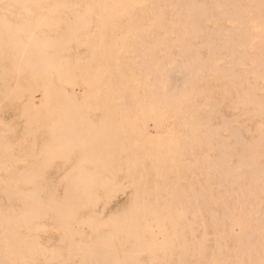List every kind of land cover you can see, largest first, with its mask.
<instances>
[{"label": "bare ground", "instance_id": "bare-ground-1", "mask_svg": "<svg viewBox=\"0 0 264 264\" xmlns=\"http://www.w3.org/2000/svg\"><path fill=\"white\" fill-rule=\"evenodd\" d=\"M210 1H212V2H210ZM254 2H257L256 3V5H253L251 2H248L247 0H0V102H3L4 100H7V99H10V100H12V108L13 107H16V103L17 102H22V104H23V106L21 105V111L19 110V117H23V118H25L26 119V121H25V123L28 121V124L30 125V127H31V124L33 125V124H35V127H36V121L37 120H35V122L33 123V122H30V121H32L31 120V118L28 120L27 118H28V114H30L29 112H30V107H32V105L29 107V108H27V106L25 107L24 106V104H33V99H34V93L35 92H37V91H41V97L39 98V102H40V100H42V99H44L45 98V100H49L50 102H48L49 104V106H51L52 107V102H51V99L52 100H60L61 99V97H63V98H65V97H67V96H69V94H71V92H69V94L68 93H65L66 91V89H63V88H61L60 86H58V85H56L55 84V81H54V79L57 81V83H58V80H62V81H60V82H63V80H65V79H67V78H65V77H63L64 75H65V72H63V71H66V72H68L67 73V75L69 74L70 75V73L72 72L73 73V68H71L72 69V71H71V69L69 70V67L71 66L72 67V65H73V67H74V65L75 64H72V65H70L71 63H69V61L65 64L66 66H64V67H67V69L66 68H64L63 66H62V68L63 69H65V70H63L62 68V73H59V72H57V68H59V70H60V72H61V69H60V67H61V65H60V67H58V65L60 64L59 62H55V60H57L58 59V57H59V53H61L62 52V45H63V41L65 40H69V43H70V40H72V41H74L75 40V38H76V40H77V37H81V36H89V34L91 33V31L89 32V30L88 29H90V25H92V20H93V18H95L96 19V26H95V28L97 29L95 32H96V34L94 35V36H90V39H92L93 37L94 38H96L95 36H98L97 38H99L100 36V38L102 39L103 37H104V39H105V37H109L110 39H113V38H115V37H118V36H124V37H135V38H137V40L140 42L139 44H138V46L139 47H143V46H145L146 45V43L147 42H152L153 43V45L154 46H156V47H160L163 51H164V53H169L170 52V50L172 49V48H179L180 49V51H178V53L176 54V56H179L180 55V52L183 50H186V51H188L189 49H190V47H195V48H197V45H195V46H193L192 44H191V40H190V38H189V36H190V31H193L194 30V33L201 39L200 41H201V43L200 44H206V45H208V46H211L212 48H213V50H212V58L214 59V60H216V59H218V58H220V56L223 54L224 56H226L227 54H229L227 51V53L225 52V50H228V49H230V50H234L235 49V47H236V37H235V34H236V36H238L239 38H248V37H250L252 34H255V35H257L256 33H254V32H251L250 30H248V29H246L245 27V25H244V22L245 21H247V19H249V13H251L254 9H257V12H262V13H264V0H257V1H254ZM257 5H262V8L261 7H257ZM75 7H81V9H82V12L80 11V12H77L76 13V9L74 10V12L75 13H73V10H72V13H71V11H70V15H73L74 16V14L76 15L75 17H76V19H77V21H75V19L74 18H72V20L70 19V23H72L71 25H72V27H70L71 25H70V23H69V25H68V23H66L65 24V21H67L68 19V13L67 12H64V11H60V10H68L69 8H75ZM83 7V8H82ZM88 8H91V10H93L92 8H96V9H98L99 11H97V12H95V9H94V11H91V12H88V11H90V9L88 10ZM79 9V8H78ZM77 9V11H79ZM83 9L85 10H88L87 12H83ZM175 14H176V18L174 17L175 16ZM213 16L212 18H214V20L216 19L217 20V22H216V25H208L207 23H205L204 21H203V19H206V20H208V17L209 16ZM195 16V18H193ZM211 18V17H210ZM211 18V19H212ZM228 19H230V21H227L226 22V20H228ZM72 21V22H71ZM76 23H75V22ZM76 25H75V24ZM64 24V25H63ZM124 26V27H123ZM123 27V28H122ZM65 29V30H64ZM256 29V28H255ZM255 29H254V31H255ZM176 30V31H175ZM94 33V32H93ZM92 34V33H91ZM92 37V38H91ZM252 37V36H251ZM88 39H89V37H88ZM87 39V41H86V43L87 44H90V43H88V40ZM100 39V40H101ZM122 39V38H121ZM81 39H79L78 41H80ZM98 41V44H99V42H101V41ZM103 40V39H102ZM106 40V39H105ZM114 40H116V39H114ZM159 40H161V41H164V43H161V44H159V45H157V41H159ZM83 41V40H82ZM216 41H222V42H224V41H228V43L225 45V46H223V45H219L218 43H215ZM77 42V41H76ZM93 42H95V40H93ZM104 42V43H103ZM114 42V41H113ZM124 42V41H123ZM62 43V44H61ZM66 43L67 42H65V45H66ZM69 43H67V45L69 44ZM72 43V42H71ZM78 43V42H77ZM102 43V45L101 46H104L105 47V41H102L101 42ZM91 44H93V43H91ZM114 44V43H113ZM199 43H198V46L200 45ZM86 45V44H85ZM96 45V44H95ZM71 46V45H70ZM98 46H100V45H98ZM100 46V47H101ZM112 46H114V45H112ZM112 46H108V49L110 48V47H112ZM95 46L94 45H92V49L94 48ZM100 47H96V48H98V54H100L99 53V48ZM67 48V47H66ZM70 48H73L72 46L70 47ZM102 48L103 47H101V50H100V52H101V56H103V50H102ZM154 48V47H153ZM69 49V48H68ZM95 49V48H94ZM112 49V50H111ZM111 49H109V50H111V51H113V47L111 48ZM95 50H97V49H95ZM95 50H93V51H95ZM73 51V50H72ZM81 51V50H80ZM92 51V50H91ZM110 51V52H111ZM195 51V50H194ZM235 51V50H234ZM74 53H77V52H79V51H77V52H75V51H73ZM85 52V51H84ZM87 52V51H86ZM114 52V51H113ZM198 52V50L197 51H195V53H196V55L198 54L197 53ZM82 53H83V50H82ZM81 53V54H82ZM106 53V52H105ZM108 53V52H107ZM112 53V52H111ZM111 53H109V55L111 54ZM120 53V52H119ZM143 53V52H142ZM208 53H210V52H208ZM80 54V53H79ZM92 54L94 55V56H90V57H92V58H94L95 57V54H96V52H95V54L92 52ZM113 54V53H112ZM144 54V53H143ZM65 55V54H64ZM71 55V54H70ZM77 55V54H76ZM105 55V54H104ZM114 55H115V52H114ZM116 55H117V52H116ZM166 55V54H165ZM192 55H194L196 58H197V56L195 55V54H191L190 56H192ZM252 54H246V52H244V53H240V52H238L237 54H233V57L235 56V59H236V61H235V63H233V65H237V64H239V63H244V61H248L249 59H252L251 57H253V55L251 56ZM68 56V55H67ZM107 55H105L104 56V59H105V57H106ZM112 56V55H111ZM118 56V55H117ZM175 56V55H174ZM208 56V55H207ZM70 57V56H69ZM77 57L79 58V56L77 55ZM81 57H82V55H81ZM86 57V56H85ZM90 57H88V59L90 58ZM163 57H165V56H162L161 58H163ZM173 57V56H172ZM232 57V59H234ZM71 58V57H70ZM73 58H74V60L76 59V57L75 56H73ZM92 58H90V59H92ZM98 58V57H97ZM96 58V59H97ZM138 58V57H137ZM136 58V59H137ZM161 58L160 59H158L156 56H154V55H151V57L150 58H148V59H146L145 61H143L142 62V64H141V68L139 69V72H145V71H149V70H151L153 67H154V65L156 64V63H158V62H161ZM179 58V57H178ZM205 58V57H204ZM66 59V58H65ZM102 59V58H101ZM107 59V58H106ZM171 59V58H170ZM209 60L211 59V58H208ZM234 59V60H235ZM263 59H264V57H263ZM72 59H70V61H71ZM77 60V59H76ZM144 60V59H143ZM196 59L192 56L191 58H189V59H187V61H186V64H187V66H184V67H181V66H178L180 63H182V62H184V61H179V60H177V61H179L180 63H178L177 61H175L176 63H178V65H176V66H178V67H176L175 66V62H174V67H176V68H173V66L170 68L171 70L169 71V73H170V75H171V77H172V81L171 82H173V84L172 83H170V84H172V88H170L169 90L167 89L166 90V93L163 95V97L166 99V100H169V101H177L178 100V102L180 101V97H182V95H181V93H180V95L181 96H178L177 94H176V90H178V88L180 87V84H182V83H189L188 85H194L199 79H198V77L197 76H195V74L193 73V69H194V67H195V63H196V61H195ZM66 61H67V59H66ZM85 62H81V64L83 65L84 63H86L87 61H86V58H85V60H84ZM99 61H101V60H99ZM97 62V63H99L100 64V62ZM208 61V60H207ZM231 61V60H230ZM60 62H61V60H60ZM209 62V61H208ZM208 62H204V63H207L208 64ZM55 63H59V64H55ZM65 63V62H64ZM90 62H88V64H86V66L85 65H83V66H85V68H83L82 67V69L81 68H79V66H82V65H80L79 64V66L76 68V70H83L84 71V69L85 70H87V65H88V67H90L89 65H91V63L89 64ZM101 65L102 66H96V68L98 69V67H100L99 69L100 70H97V71H101V69L102 70H105V69H103V68H106L105 67V62H104V66H103V62L101 61ZM203 63V64H204ZM242 63V64H243ZM106 64H107V62H106ZM77 65V64H76ZM75 65V66H76ZM98 65V64H97ZM108 65H110L109 63L107 64V67H108ZM120 65V64H119ZM165 65V64H164ZM256 65V66H255ZM255 65H253L252 66V70L253 71H255V69H259V68H261V67H263L264 66V60H262L261 62H259V63H257V64H255ZM57 66V67H56ZM117 66V65H116ZM204 66H206V64H204ZM120 67L121 66H119V69H120ZM160 67H161V65H160ZM79 68V69H78ZM96 68H95V70H94V72H97L96 71ZM204 68V67H203ZM117 71H118V68H115ZM121 69H122V67H121ZM119 70V76L122 74V70ZM168 69V68H167ZM74 70H75V67H74ZM75 70V71H76ZM109 70V69H108ZM169 70V69H168ZM216 72H218L217 74H219L220 76H239V75H241L240 73H246V72H248V70H244V72L243 71H236L235 69H234V67H230V66H228V64H222V66L220 65V66H218L217 68H216ZM260 70V69H259ZM69 71H71L70 73H69ZM74 71V72H75ZM80 72L81 71H79L78 72V74H80ZM85 72V71H84ZM88 71H86L85 73H87ZM102 73L103 72H105V71H101ZM167 72V71H166ZM199 72H200V70H199ZM263 72V71H262ZM262 72H260V73H262ZM85 73H83L82 74V76H83V79H80V80H87L86 82H88V79H90L89 77H86V75L88 74H85ZM93 73V72H92ZM113 73V72H112ZM156 73V72H155ZM154 73V74H155ZM168 73V74H169ZM177 73H181V75H177ZM201 73H202V69H201ZM61 74L63 75L62 77V79H60V77H61ZM99 74V73H98ZM108 74V73H107ZM110 74H111V72H110ZM109 74V76H111V75H113V74H111L110 75ZM162 74V73H161ZM254 75H255V73H253ZM60 75V76H59ZM73 75H74V73H73ZM72 74L70 75L71 77L73 76ZM89 75V74H88ZM87 75V76H88ZM91 75H93V74H91ZM100 75V74H99ZM124 75V74H123ZM156 75V74H155ZM154 75V76H155ZM170 75H168V77L170 76ZM262 75H263V73H262ZM66 76V75H65ZM75 76L76 75H74L73 77H74V79H75ZM78 76H80V75H78ZM94 77H92V78H94V81H95V76H96V78H98L97 77V74L96 73H94V75H93ZM156 76H158V75H156ZM71 77L69 78L71 81H68V80H66V85L68 86L69 84H68V82H71L70 84L72 85V83H73V81H72V79H71ZM81 77V76H80ZM86 77V78H85ZM162 77V76H161ZM85 78V79H84ZM88 78V79H87ZM110 78V77H109ZM114 78V77H113ZM158 78H160V76L158 77ZM170 78V77H169ZM111 79V78H110ZM115 79V78H114ZM157 78H155V79H153V80H156ZM77 80H79V79H77ZM109 80V79H108ZM152 80V81H153ZM158 81H159V79H157ZM171 80V79H170ZM223 80H227V79H224L223 78ZM247 80H249V79H247ZM81 81V82H82ZM93 81V82H94ZM96 81H97V79H96ZM103 81V80H102ZM150 81V80H149ZM157 81V82H158ZM14 83V84H11V83ZM90 82H92V80L90 81ZM111 82V81H110ZM109 82V83H110ZM120 82H121V80H120ZM162 82H163V80H162ZM64 82H63V84H65ZM74 83H76L75 81H74ZM82 83H85L84 81L82 82ZM114 83V82H113ZM179 83V84H178ZM228 83V82H227ZM62 84V83H61ZM154 83H152V85H153ZM169 83H168V85H170ZM60 85V84H59ZM70 85V86H71ZM80 85V84H79ZM98 84L96 83V86H97ZM100 85H101V83H100ZM123 85V84H122ZM121 85V86H122ZM155 85H156V83H155ZM226 85V84H225ZM224 85V86H225ZM55 86V88H53ZM99 86V85H98ZM114 86H116L115 85V83H114ZM253 86V85H252ZM51 87V88H50ZM58 87H60V88H58ZM62 87H64V86H62ZM72 87V86H71ZM79 87V86H78ZM110 87H112V86H110ZM118 87V86H117ZM126 87V86H125ZM156 87V89H157V86H155ZM171 87V86H170ZM182 87V86H181ZM190 87V86H189ZM98 88V87H97ZM169 88V87H168ZM193 88H194V86H193ZM192 88V89H193ZM50 89H52L51 91H50ZM59 89H61L62 90V92L64 91V94L66 95V94H68V95H63V93H62V95L63 96H61V92L59 91ZM92 89V88H91ZM106 89H109V88H107L106 87ZM144 89V88H143ZM240 89V88H239ZM77 90V89H76ZM96 91H97V89H95ZM94 90V91H95ZM104 90V89H103ZM113 91H114V89H112ZM115 90H117L116 88H115ZM123 90H124V88H123ZM240 90H242V88L240 89ZM126 91V92H125ZM144 91V90H143ZM224 91H225V89H224ZM75 92V91H74ZM74 92H72V94L71 95H73V93ZM78 92V91H77ZM92 92V91H91ZM116 92H118V91H116ZM125 92V93H124ZM124 92H123V95H125L126 93H128L129 94V92H127V90H124ZM158 92V91H157ZM165 92V91H164ZM50 95H49V94ZM103 93H105V92H103ZM102 93V94H103ZM115 93V92H114ZM185 93V92H184ZM238 93V92H237ZM36 94V93H35ZM54 94V95H53ZM97 94V93H96ZM105 94H107V93H105ZM104 94V95H105ZM187 95H188V92L186 93ZM76 95V94H75ZM121 95V94H120ZM247 95V94H246ZM39 96V95H38ZM37 96V97H38ZM102 96V95H101ZM108 96V95H107ZM111 96H113L112 94H111ZM126 96H127V94H126ZM143 96H146L145 94L143 95ZM125 97V96H124ZM128 97V96H127ZM127 97H126V100H127ZM259 98H255V99H253V100H255V101H251V102H249L248 104H245V103H237V102H228V103H222V102H214V106H213V111H212V114H215V115H220V122H216V124H210V122H209V116H207V118L204 120L203 119V122H204V128H202V133H203V135L202 136H205V138L204 137H201L200 138V140L197 142V145H198V149L200 148L201 149V151H200V153H201V156L203 157L200 161H197L194 165H193V167L191 168L192 169V172L193 173H190V174H197V175H200L201 176V178L197 181V182H193L192 184H191V193H192V198L191 199H183V200H179L178 202L181 204V205H179L180 207H177V205H176V207H172V205L170 206V207H172V208H170L169 207V209H167L166 207H161V208H163V209H161V208H159V207H157V205H156V207L157 208H155V209H153L154 211H156V214L157 215H153L154 214V212H153V217L152 218H154V220H148V217H150V215H148L149 214V212H148V209H150V207L149 206H151L152 204L150 203V201H149V197L148 198H146L145 199V201L146 200H148V203H150L151 205H149L148 206V203H147V205L146 204H144V205H142V208H144V207H148V209H147V207H146V209H147V211H146V209H143V210H141V211H143L144 213H145V211L148 213V214H142V212H141V214L139 215V211H137V213H138V215H137V213H136V211H129L131 214H129V217H128V214L127 213H129L128 212V208H132V209H134V210H136L135 208V206H134V208L132 207V205H138V207H140V203L141 204H143L142 202L144 201V198H143V200H141V202H140V200H139V197L140 196H138V195H140V191H139V194H138V192L136 193L137 194V197H138V200H139V204H137V203H133V202H131V201H129V207H127V205H126V207H125V211H123V213H126V211H127V213H126V215L125 214H122L123 215V219H124V217L126 218H130V219H121L120 217H122V215H121V212L122 211H120L118 208H120L119 206V204H117L118 205V208H116V210L118 211V213H117V216H118V218H120V220L117 218L116 219V213L115 214H112V216H111V214H109L108 216H110L109 217V219H111V217H112V220H113V218H115L116 220H118V221H121L123 224L124 223H126V227H127V229H126V227L125 228H123L122 226H121V223H120V225H118V226H121V228L120 227H117V230H116V225H114L115 223L114 222H118V221H116L115 219L112 221V220H109L108 219V216H107V220H109V222H112V223H114V224H108V223H103L104 222V220H106V218H102V219H104L103 221L102 220H100L102 223H100L99 222V224L101 225V226H105V225H110L109 227H107V228H109L108 230L110 231V227H111V225H113V228L115 229V232L117 233V231H119V229L121 230V229H123V231H125L126 232V230H128L129 231V229L131 228L130 226H128L129 224H130V222L128 223V225H127V221L129 220V221H133L134 219H132L131 218V216H133V218L135 217V221L138 223L139 222V219L141 218V222H143L142 224H146L147 223V221L146 220H148L149 222H153L154 224H153V226H154V228H155V226H156V228H158L159 229V231L160 232H158V229H157V232L159 233V234H161L162 235V237L160 238V239H164V241H166V245H164V246H162L160 243V245L162 246V249L160 248V245L159 244H157L156 246L157 247H159V248H157L156 246H155V244L154 245H152V242H154L155 240H154V237L155 236H153L152 235V241H151V243L150 242H148V244L147 243H145V245H146V248H145V246H143L142 248H143V253H145V252H147V254H146V256L148 255V254H151L152 255V257H153V261L150 259V256L148 255V258L150 259L149 261H152V262H150V264H160V262H162V258H165L164 256H162L161 258L159 257V258H157V261L159 262H157V263H155L154 261L156 260V249L158 250L159 249V251H157V252H166V251H169V250H172V249H170L171 247L173 248V246H175V244L177 245L175 248H179L181 251H180V253H181V255H179V258H180V256H181V258L179 259V260H177L178 262L176 263V264H264V101H262L261 99H263V98H261V96H258ZM63 98L61 99V100H63ZM77 98V97H76ZM106 98V95H105V97H104V100L106 101L107 99H108V97H107V99H105ZM129 99H131L132 97L131 96H129L128 97ZM111 99L113 100L114 98L113 97H111ZM110 99V100H111ZM124 99V98H123ZM150 99V98H149ZM184 99V98H183ZM183 99H181V101H180V103L181 102H183L184 103V101H183ZM24 100H26V102L24 101ZM44 100V101H45ZM60 100V101H61ZM68 100H70V98L68 99ZM92 100V99H91ZM90 100V101H91ZM98 100H101V99H98ZM109 100V101H110ZM111 100V101H112ZM126 100H124V101H126ZM137 100V99H136ZM204 100V99H203ZM237 100H238V98H237ZM23 101L25 102V103H23ZM65 101V102H64ZM66 99H64L63 100V104L60 102V104L61 105H64L63 107H68L69 105V103H72L73 101H72V97H71V101H67ZM77 101V100H76ZM75 101V104L76 103H78V102H76ZM78 101H79V99H78ZM89 101V100H88ZM129 100H127V102H128ZM56 102H58V101H56ZM55 102V103H56ZM92 102V101H91ZM91 102L89 103V105L91 104ZM107 102V101H106ZM105 102V105H104V107L106 106V103ZM113 102V101H112ZM111 102V103H112ZM114 102H116V100L114 101ZM127 102H124L125 104H124V106L126 107L125 109H127L128 111L126 112L127 114H129L128 112H130V109H132V108H129L128 106V103ZM6 103V102H5ZM7 103H9L8 102V100H7ZM11 103V102H10ZM68 103V104H67ZM86 103V102H85ZM111 103H109V105H111ZM133 103V102H132ZM138 103V102H137ZM140 103V102H139ZM179 103V104H180ZM2 104V103H1ZM60 104H55L56 106H55V109H56V107H57V111H56V114H57V112L59 111V109H61L60 108ZM73 105H74V102L72 103ZM86 104H88V102L86 103ZM113 104H115V103H113ZM117 104V103H116ZM166 104V103H165ZM182 104V103H181ZM203 103H201V107L203 106L202 105ZM60 105V106H59ZM67 105V106H66ZM78 105V104H77ZM81 105H83V104H80V106ZM96 104H94L93 106H95ZM108 105V106H109ZM120 105V104H119ZM128 105V106H127ZM149 105V104H148ZM59 106V107H58ZM76 106V105H75ZM85 106V105H84ZM84 106H81L82 108L81 109H83V107ZM114 106V105H113ZM131 106V105H130ZM141 106V105H140ZM145 105H142L141 106V108L142 109H140V111H146V109L148 108L147 106H145V107H147V108H145L144 107ZM181 106V105H180ZM71 107V106H70ZM86 107V106H85ZM89 107H92L91 105L89 106ZM107 107V106H106ZM105 107V108H106ZM133 107V106H132ZM200 107V106H199ZM222 107H224V108H227L226 109V111H224V112H222V111H220V109L222 108ZM5 108H6V105H5ZM23 108H24V110H23ZM54 108V107H53ZM77 108H79V105H78V107ZM103 108V107H102ZM119 108V107H118ZM143 108L145 109V110H143ZM1 109V108H0ZM18 108H16V110H17ZM63 109V108H62ZM89 109V108H88ZM91 109V108H90ZM107 109V108H106ZM105 109V110H106ZM113 110L115 109V107L114 108H112ZM119 109H121V111H123L122 110V107L121 108H119ZM7 110V109H6ZM10 110V109H9ZM65 110H67L66 112H69L70 113V111H69V109H66L65 108ZM78 110V109H77ZM108 110V109H107ZM116 110V109H115ZM181 110V109H180ZM196 110V109H195ZM75 111V110H74ZM74 111H72L71 110V112L73 113H71L70 115H74V113H76V112H74ZM79 113H81V110L79 109ZM83 111V110H82ZM108 111H110V106H109V110ZM120 111V110H119ZM120 111V112H121ZM126 111V110H125ZM134 111V110H133ZM178 111V110H177ZM194 110L193 109H189V107H187V108H185L184 110H182L181 111V113H180V111H179V113L177 114V115H174L175 116V119H177L179 122H180V124H181V126H183V128L184 129H186V130H190L191 131V133H193L192 132V126H193V124H194V120L195 119H193V120H190L189 119V117L190 116H192L193 114H194V112H193ZM8 112V111H7ZM49 112H51V111H48V113ZM63 112H64V110H63ZM90 112V111H89ZM35 114L34 115H36V112H34ZM37 113H38V111H37ZM39 113H40V111H39ZM43 113V112H42ZM41 113V114H42ZM85 113V112H84ZM104 113V111L103 112H101V121H103L102 120V118H105V123L108 121V120H110V122L112 123V121H111V119L110 118H113L114 117V114H113V117L111 116V114H108V116H107V114H106V116L108 117H106L105 115H102ZM106 113H107V111H106ZM110 113V112H109ZM113 113V112H112ZM118 113V112H117ZM131 113V112H130ZM7 114V113H6ZM51 114L53 115V113L51 112L50 113V115L48 114V116L50 117L51 116ZM55 114V113H54ZM66 114V113H65ZM68 114V113H67ZM81 114H83V113H81ZM91 114V113H90ZM98 114V113H97ZM96 114V115H97ZM115 114H116V112H115ZM122 114V116L124 115L123 113H121ZM3 115V114H2ZM18 115V114H17ZM21 115V116H20ZM33 115V117L35 118H37V116H34ZM38 115V114H37ZM61 115V114H60ZM69 115V116H70ZM77 115V114H76ZM110 115V116H109ZM65 116V115H64ZM67 116L68 115H66V117L63 119V118H61V120H60V118H57V120L55 121V122H57L56 123V125L53 123V121H52V123L54 124V126H55V129H53V128H51V126H47L48 127V130L51 128L52 130L50 131V134H49V136H53V137H51L52 139L55 137L54 135H53V132H54V134H59V133H63V131H64V134L66 133V131L64 130L65 129V127H64V125H65V123H64V121H66L65 119H67ZM68 116V121L70 120L69 117ZM78 116V115H77ZM77 116H76V118H77ZM83 116H86V114H84ZM82 115H80V116H78V119H76V118H74L73 119V117H71L72 119L71 120H75V122L77 123V124H75V126L77 125V127L79 128V126H78V123L80 124V122L79 121H81V123L83 124V122H84V119H85V124H86V122H88V118H86V117H90V116H88V113H87V116L84 118ZM99 116V117H100ZM105 116V117H104ZM115 116H117V114L115 115ZM49 117H47V118H49ZM52 117V116H51ZM75 117V116H74ZM84 118V119H79V118ZM121 117V116H120ZM126 117H127V115H126ZM129 118H130V115L128 116ZM140 117V116H139ZM116 118V117H115ZM135 117H133V119H134ZM99 119V118H98ZM114 119V118H113ZM126 119V118H125ZM128 119V118H127ZM127 119H126V121H127ZM166 119V118H165ZM0 120L3 122V120H2V118L0 117ZM19 120V119H18ZM21 120V119H20ZM50 120V119H49ZM63 120V121H62ZM70 120V121H71ZM79 120V121H78ZM82 120H83V122H82ZM87 120V121H86ZM117 120V119H116ZM38 121H39V119H38ZM90 122L89 123H87L86 125H87V127H83V125L81 126L80 125V128L82 127L83 129H84V131H86V133H84L83 135H88V133H89V126H88V124H90L91 123V119L89 120ZM119 121V120H118ZM118 121L116 122V124L118 123ZM129 121V120H128ZM143 121L144 122H149V121H151V123H152V120H149L148 121V119L147 120H145V118H144V116H143ZM31 124H30V123ZM43 122V121H42ZM41 122V124H43ZM72 122H74V121H72ZM97 122V121H96ZM109 122V123H110ZM123 122H125V120L124 121H122V123ZM143 122V124L145 125L146 123H144ZM4 123V122H3ZM2 123V124H3ZM21 123H24V121H22ZM60 123H62V125H63V123H64V125H63V127H64V129H63V127H62V132L60 131L59 133H58V125L61 127L62 125L60 124ZM67 124H68V122H66ZM98 124H99V122H97ZM108 123V126L106 125V124H104V125H102V123H101V126H104V130H105V128H107V127H110V124ZM136 122H134V126L136 127V128H142V127H137L136 126V124H135ZM28 124H27V127H28ZM58 124V125H57ZM66 124V125H67ZM73 123H69L68 124V129L67 130H69V127H71V126H69V125H74ZM92 124V123H91ZM123 124H125V123H123ZM123 124H121L122 126H121V129L123 128ZM107 127H106V126ZM128 124H126L125 125V127L127 126ZM139 125V124H138ZM143 125V127L145 128L146 126H147V124L144 126ZM164 125V124H163ZM8 126H10L9 125V120H8ZM25 126V125H24ZM38 126V125H37ZM40 126V125H39ZM38 126V127H39ZM42 126H44V125H42ZM57 126V127H56ZM92 126V125H91ZM98 126V125H97ZM116 126H118V124L116 125ZM129 126V125H128ZM151 127H152V125H150ZM12 128L11 129H13V126H11ZM27 127H25L26 128V131H25V135H26V132H27ZM34 127V126H33ZM73 128H71V129H74L73 131H75V132H78L79 133V129H77L78 131H76V129H75V127L74 126H72ZM93 127H95L94 126V124H93ZM149 127V126H148ZM165 127H166V125H165ZM202 127V126H201ZM9 128V127H8ZM23 129H24V127H22ZM57 128V129H56ZM89 129L88 131L87 130H85V129ZM111 128V127H110ZM118 128V127H117ZM168 128H170V127H168ZM38 128H36V130H37ZM45 129H47V128H45ZM70 129V130H71ZM83 129H81V130H83ZM101 129H102V127H101ZM126 129V128H125ZM125 129H124V133L123 134H127V133H125ZM145 129H147V128H145ZM144 129V130H145ZM32 130H35V129H32ZM32 130H30V129H28V132L29 133H31V132H33ZM35 130V131H36ZM69 130V133H68V136H70V135H72V136H70L68 139H69V141H67V139L66 138H63V139H66V141L67 142H71V143H63L62 141H63V139H62V145L60 144V142H57V144H59V145H61L62 147H65L64 149L66 150V145L68 144V145H70V146H73L72 145V137L73 138H75L74 136L75 135H73V133L74 132H72V134H71V131ZM92 130H95V132L94 133H99V132H96V128H92ZM91 130V131H92ZM97 130H99V127H97ZM107 130H108V132H110L112 129H110V131H109V129L107 128ZM116 131V129H113L112 131V134L115 136V135H118L119 133L116 131V133H118V134H116L115 133V131ZM166 130V129H165ZM185 130V131H186ZM221 130H223V132L221 133ZM2 131V128H1V130H0V132ZM55 131H56V133H55ZM103 130H101V132H102ZM106 131V130H105ZM27 132V133H28ZM37 132V131H36ZM35 132V133H36ZM46 132V131H45ZM52 132V133H51ZM88 132V133H87ZM104 132V131H103ZM101 133V134H104V133ZM142 131H140V133H141ZM162 132V131H161ZM165 132V131H164ZM187 132V131H186ZM41 133H43V134H45L44 132H41ZM111 133V132H110ZM115 133V134H114ZM136 133V132H135ZM152 134H151V136L153 135V136H155L154 134H156V133H154L153 134V132H151ZM167 133V132H166ZM14 134V133H13ZM24 134H23V136H24ZM33 134H34V132H33ZM63 134V135H64ZM70 134V135H69ZM75 134V133H74ZM80 134V133H79ZM90 134H92L91 132H90ZM100 134V133H99ZM106 134V133H105ZM112 134H110V135H112ZM128 134H130V131H129V133ZM149 135H150V133H148ZM1 135V134H0ZM31 135V134H30ZM81 135V134H80ZM83 135H82V137H83ZM109 135V136H110ZM112 135V136H113ZM120 135V134H119ZM142 135H146V133H142ZM142 135H141V137H138L139 139H140V141L142 140V138H144V137H142ZM173 135V134H172ZM192 135V134H191ZM2 136V135H1ZM0 136V140L3 142V141H5V140H3L2 138H4L5 139V137H1ZM34 136H35V134H34ZM61 136V135H60ZM91 136V135H90ZM104 136V135H103ZM114 136L112 137V138H114ZM150 137V138H155V137ZM157 136V135H156ZM159 136H162V138L164 139V141H163V139L161 138V140H162V142H161V140H159L160 138L158 137V140L160 141V143H165L164 145H166V144H168V143H170L169 141L167 142L166 140H167V138L165 139V136H163V135H159ZM190 136V135H189ZM20 137V136H19ZM24 137H26V136H24ZM27 137H29L28 135H27ZM31 137H33V136H31ZM58 137H59V135H58ZM63 137H66V136H63ZM81 137V138H82ZM93 137V136H92ZM96 138H94L95 139V141L94 142H97V141H99V139H100V137H99V139H97V135L95 136ZM107 137V136H106ZM121 136H119L118 137V139L120 138ZM133 138L132 137V135L130 136L129 135V137H128V140H129V138ZM146 138H147V135L145 136ZM176 137V136H175ZM21 138V137H20ZM20 138H18V139H20ZM34 138V137H33ZM49 137L47 136V139H48ZM51 138H49V141L50 140H52ZM56 139H57V135H56V137H55ZM54 138V139H55ZM59 138H61V137H59ZM77 136H76V138L75 139H73V140H77ZM87 138H88V136H87ZM103 137H101V142H102V139ZM111 138V136L108 138V140H106V139H104V140H106L107 142L109 141V139ZM111 138V140H113ZM124 137L122 136V139H123ZM137 138V139H138ZM170 138V137H169ZM35 139V138H34ZM44 139V138H43ZM55 139V140H56ZM78 139H80V136H79V138ZM121 139V138H120ZM119 139V140H120ZM121 139V140H122ZM135 139H136V137H135ZM134 139V140H135ZM148 139V138H147ZM151 139V140H152ZM171 139H173L172 138V136H171ZM178 139V138H177ZM55 140H52V141H55ZM59 141L61 140V139H58ZM71 140V141H70ZM82 140H84V139H82ZM86 140V139H85ZM89 140H91L90 139V137H89ZM97 140V141H96ZM111 140H110V142H111ZM114 140H116V139H114ZM114 140H113V142H114ZM120 140V141H121ZM131 140V139H130ZM129 140V141H130ZM143 140H145V139H143ZM142 140V141H143ZM149 141H150V139H148ZM9 141H10V139H9ZM9 141L8 142H4V143H0V150H9V148H10V146L11 145H9L10 143H9ZM18 141V140H17ZM31 141H33V144H35V142H34V140H31ZM80 141H81V139H80ZM87 141V140H86ZM85 141V142H86ZM92 141V140H91ZM106 141H104L103 143H102V145H99V146H106L105 148L107 149V144H105V142ZM118 141V140H117ZM141 141V142H142ZM147 141V140H146ZM146 141H144L145 142V144H143V147L144 146H146L147 144L146 143H148V142H146ZM166 141V142H165ZM210 143H209V142ZM16 142V141H15ZM28 142V141H27ZM79 141L77 140V143H78ZM83 141H81V143H82ZM84 142V143H85ZM101 142H97V144H101ZM109 142V143H110ZM133 142V141H132ZM136 142H137V140H136ZM152 142H153V144H152ZM154 140L153 141H151V144L152 145H155L154 144ZM208 142V143H207ZM13 143V142H12ZM20 143V142H19ZM44 143V145H45V142H43ZM87 143V142H86ZM85 143V144H86ZM121 143H123L122 141H121ZM126 143H128V141L126 142ZM15 144V143H14ZM14 144L12 145V146H14ZM33 144H31V145H33ZM40 144H42V142L40 143ZM52 145L53 144V142H52V144H51V141H50V143H48V141H47V147L49 148V146L50 145ZM56 144V145H57ZM63 144L65 145V146H63ZM73 144H74V146H73V148H71L70 146V148L71 149H74L75 147H76V142L74 143L73 142ZM80 143H78V145H79ZM88 144V143H87ZM89 144H90V142H89ZM92 144V143H91ZM91 144L89 145L91 148L94 146L93 144V146H91ZM96 144V143H95ZM105 144V145H104ZM115 147H118L119 149H120V147L118 146V145H115V144H117L116 143V141L114 142V143H112ZM112 144H110L109 146H108V148L111 146L112 147ZM150 144V147L152 146ZM43 145V144H42ZM55 145V144H54ZM67 145V146H68ZM77 145V146H78ZM137 145H139L138 143L137 144H135V145H133V146H135L134 148H133V150H135V149H137V151L139 150L138 148V146ZM142 145V144H141ZM33 146H35V145H33ZM40 146V145H39ZM46 146V145H45ZM44 146V148H42V150L43 149H46V150H48L47 149V147H45ZM60 146V147H61ZM80 146H82V145H80ZM99 146H94V147H99ZM113 146V147H114ZM123 146V145H122ZM125 146V145H124ZM162 146V147H161ZM170 145H168V147L167 148H170L169 147ZM204 146L206 147V148H209V147H211V148H213L214 149V151H215V153H214V155L212 156V158L211 159H207V160H205L204 159V156H203V154L205 153L204 152ZM55 147V146H54ZM59 147V148H60ZM69 147H67V149L69 148ZM79 147V146H78ZM101 147V148H102ZM138 147V148H137ZM148 147V146H147ZM146 147V148H147ZM150 147H149V149H150ZM164 146L163 145H160V149L161 148H163ZM166 147V146H165ZM30 148V147H29ZM32 148H34V147H31L30 148V150H31V153H32V156H33V153L34 152H32ZM36 148V147H35ZM56 148H58V147H55V148H52V147H50V153H53V151H54V154H52V155H54L55 157L57 156V153H56V151L59 149H57L56 150ZM95 148V149H96ZM124 148V147H123ZM126 148H129V151H130V154L132 155L133 154V150H131V148H130V146H129V144H127V147ZM145 147L143 148V151H144V149H146ZM152 149V151H154V147H151ZM156 148V147H155ZM191 148V147H190ZM211 148H210V150H211ZM19 149V148H18ZM40 149H41V146H40ZM39 149V150H40ZM53 149V150H52ZM55 149V150H54ZM63 148H60V150H62ZM70 149V151H74V150H71ZM76 149H77V147H76ZM95 149H91L90 151H92V153L93 152H95V151H93V150H95ZM98 149V148H97ZM96 149V150H97ZM100 149V148H99ZM99 149L97 150V152H99ZM103 149V148H102ZM111 149V148H110ZM110 149H107L106 151H105V155L108 153V151H109V153L108 154H114V157H115V154H116V151L118 150L117 148H115L116 149V151H114V149H112V150H110ZM122 149V148H121ZM121 149L120 150H118L119 151V153H120V151H121ZM160 149L158 150V151H160ZM170 149H172V148H170ZM192 149V148H191ZM191 149H190V151H191ZM30 150H28V151H30ZM65 150H63L64 152H62L61 154L63 155H60V156H62V158H60L59 157V155H58V159H65V157H67V156H65L64 154L66 153V155H68L67 153H68V151L67 152H65ZM79 150H80V148H79ZM208 150V149H207ZM18 151V150H17ZM16 151V152H17ZM27 151V150H26ZM26 151H25V154H27L26 153ZM41 151V150H40ZM40 151H39V153H40ZM52 151V152H51ZM90 151H88L90 154H92ZM102 152H104L103 150H101ZM110 151H112V153L110 152ZM115 153H114V152ZM132 151V152H131ZM136 151V150H135ZM136 151V152H137ZM152 151H149V152H152ZM169 151H171V150H168V152ZM45 152V151H44ZM44 152H41L42 154H44V156L45 157H43V158H46L47 156H46V152L44 153ZM126 151L124 150V153H125ZM136 152H134V154L135 155H137L138 154V152L136 153ZM155 152H157L156 150H155ZM36 153V152H35ZM37 153H38V151H37ZM37 153L36 154H34V157H35V159H37L36 158V155H37ZM41 153H40V155H41ZM56 153V154H55ZM77 153H81V154H83L81 151L80 152H77ZM118 153V152H117ZM152 153H154V152H152ZM152 153H150V154H152ZM159 153V152H158ZM193 153V154H192ZM78 154V156H80ZM90 154H87L88 155V157L86 156H84V154L83 155H81L82 157L84 156V159H81V157H79V159H81V161L78 159V158H76V159H74L75 160V162L74 163H79L78 162V160L80 161V162H82V160H83V163H85L86 162V160H87V158H89V155ZM95 154H96V152H95ZM99 154H102L101 152H99ZM104 154H102L101 156L103 157V159H104ZM107 154V156H106V158L109 160L108 162H106L107 164L109 163H111V166H113V167H111V170L113 169H115L116 168V166L115 165H112L113 163L112 162H114V161H112V160H114L113 158L111 159V157L109 156ZM128 154V153H127ZM127 154H126V156H123V157H126V158H123L124 159V161L128 158V156H127ZM133 154V159H131L132 160V162H133V165L134 166H136V165H139V164H136V162L138 163V160L136 161L135 159L137 158L135 155ZM143 154V153H142ZM144 154L145 155H147L148 153H147V149H146V152H144ZM156 154V158H159L160 157V155L161 154H157V153H155ZM154 154V155H155ZM171 154V153H170ZM23 155H24V153H23ZM31 155V154H30ZM40 155H37V156H40ZM111 155V156H112ZM153 155V154H152ZM154 155H153V157H154ZM191 155L193 156V155H195V152H193V150L191 151ZM28 156H29V152H28ZM32 156H30V158L32 157ZM43 156V155H42ZM50 156V155H49ZM48 156V157H49ZM53 156V157H54ZM78 156H76V157H78ZM93 156V155H92ZM98 156H100V155H98ZM98 156L96 157V155H95V159H97L98 158ZM100 156V157H101ZM118 156H119V154H118ZM140 157H141V162L142 161H144V160H142V158H144V157H142V155H141V152H140V155H139ZM138 156V157H139ZM151 156V155H150ZM165 156V153H164V155L162 156L161 155V157H164ZM16 157V156H15ZM18 157V156H17ZM33 157V158H34ZM113 157V156H112ZM130 157V156H129ZM140 157H139V159H140ZM148 157H149V154H148ZM170 157V156H169ZM181 157V156H180ZM194 157V156H193ZM0 264H17V263H15V262H17V261H15L16 260V258H15V256L18 254L19 255V252L20 253H25V251H26V253L28 254L29 252H31V249H34V248H29L30 246H31V242L29 241V247H28V241H27V239H28V237H27V235L25 236V234H23V232L22 231H20L21 229H26L27 228V233L28 234H30L29 233V230H30V228H31V226H33L32 225V223L30 224V221L32 222V220L34 219L33 217V219L31 218V219H28V217L29 216H31V215H33V216H35V218L37 219V218H39L40 217V215H42V216H44V215H48V213H52V212H54L55 213V216L57 215V217L59 216V211H63L64 209H66L67 210V212H69L70 214H72V211L75 209V207L73 206V204H75V206L77 205L75 202L74 203H69V199H71L72 198V196H74L75 197V195H76V192L79 194V191H84V192H87V191H85V190H89V194L91 195V192H94V189L95 188H97V180H98V178H100L101 177V179L100 180H102V178H105L106 180H107V178H106V175H104V173H102V174H100L101 173V171L102 172H104V170H103V168L105 167V169L107 170V168L109 167L107 164H105L104 163V161H107L106 160V158L103 160L102 158V160L101 159H99V160H101V164L103 163V165H105V166H103V165H101L100 164V167L102 168V166H103V168H102V170L98 173L95 169H97V168H95V169H93L94 171H90V170H92V168L93 167H96V165L97 164H95V166H93L90 170H88L87 169V173H88V171H90V172H97V175H101L100 177H98L97 175L95 176L94 174L95 173H93L92 174V176L91 175H88V174H86L85 173V177H86V175H88V177H86V178H89L90 176L92 177L91 179H89V180H92L93 181V183L92 184H90V182L91 181H89V184L92 186V188L90 187V188H88V187H86V189H85V187H84V189H82V190H79L78 191V188H80V186L77 188L76 187V185L78 184V180H72V178L73 179H78V178H75L76 176H78L79 175V172H81L82 173V169L84 170V171H86L85 170V168H83V167H81V165L79 164V165H76V166H73V167H77V170H79V172H78V175H76L75 176V174H73V177H71V179H70V176H69V181H74L73 182V184L75 183V189L77 190H75V195H74V193H72L71 191H74V190H71V189H74V185H71L70 186V188L68 187L71 183L65 178V179H63L64 177H66L65 175H64V173L66 174V175H69V174H67L70 170H71V172H73L72 171V169H75L76 170V168H72V169H70L69 171H66V170H68V169H66V170H64L63 172H62V174L64 175V176H62V175H60V176H58V177H60V178H58V179H62L64 182H65V180H67L69 183L67 184L66 182V185L64 184V187L63 188H65V186L68 188V189H70L71 191V193L70 192H66V190L68 191V189L67 188H65V189H62V191L64 192V194H65V196L68 194V195H70V194H72V195H70V196H68L67 195V198L69 197V201H66L65 200V202H67V204H68V206H67V204L65 205V203H61V202H63L64 200V198L59 202V203H57L58 205H56V204H52V203H54L55 201L54 200H52V199H50V198H52L53 196H49L50 198H49V200L50 201H48L47 199H45V198H43V199H45L47 202H44L43 200H42V188H41V186H40V183H37L36 182V180H38L41 176H40V173L42 174L44 171H43V169H45V168H42L45 164V161H46V159L47 160H49L50 162H49V164L53 161V160H55V159H51V158H46V159H40V162H41V160L44 162H41V164L43 163L44 165H42V167H41V169H40V167H39V161L38 160H36V163L33 165V164H31L32 166H34V168H28V166L29 165H27L26 167H21V169H20V167L19 166H12V165H9V163L11 164V163H13V162H18V160L16 159V158H13V157H3L2 155H0ZM40 158H42L41 156H40ZM85 158H86V160H85ZM90 158H91V156H90ZM111 160H110V159ZM118 158V157H117ZM132 158V157H131ZM152 158V157H151ZM169 159L168 157H164V159L163 160H165V159ZM171 158V157H170ZM178 158V157H177ZM176 157H175V155L173 156V159L174 160H176L177 159ZM195 158V157H194ZM39 159V158H38ZM57 159V158H56ZM116 159V158H115ZM123 159H121V156H120V161H122ZM160 159V158H159ZM52 160V161H51ZM84 160H85V162H84ZM118 161H119V158L117 159ZM127 160H128V163H127ZM126 160V164H129V160H130V158L129 159H127ZM170 160V159H169ZM169 160H168V162H169ZM187 160V159H186ZM35 161V160H34ZM34 161H32L31 163H34ZM38 161V162H37ZM88 161V160H87ZM111 161V162H110ZM117 161V162H118ZM146 161V160H145ZM144 161V162H145ZM29 162V161H28ZM95 162H97L98 163V160H95ZM115 162H116V160H115ZM151 162V161H150ZM156 162V165L159 163L160 164V162L159 161H155ZM162 162V161H161ZM167 162V161H166ZM173 162V161H172ZM30 163V162H29ZM38 163V164H37ZM46 163H48V162H46ZM82 163V164H83ZM140 163V162H139ZM145 163H147V162H145ZM154 162H152V164H153ZM174 163V162H173ZM63 164V163H62ZM99 164V163H98ZM117 164V163H116ZM120 164H121V162H120ZM125 164V165H126ZM167 164V163H166ZM170 164V163H169ZM35 165L37 166V167H35ZM107 165V166H106ZM132 165V166H133ZM143 165L144 164H142V167H143ZM156 165H152L153 166V168L154 167H157ZM165 166V164L163 163L162 164V166ZM212 166V170H211V172L210 171H208L207 170V168H206V166ZM47 166H48V164L47 165H45V167L47 168ZM78 166H80L81 168H79ZM118 166V165H117ZM121 166V165H120ZM120 166H118V167H120ZM128 165H126V167H127ZM163 166V168L165 169V167ZM187 166V165H186ZM39 167V168H38ZM65 167V166H64ZM85 167H87V166H85ZM97 167H98V165H97ZM107 167V168H106ZM129 167H131L130 165L127 167V168H129ZM145 167H147V166H145ZM28 168V169H27ZM57 168V167H56ZM101 168H98V169H101ZM110 168V167H109ZM108 168V169H109ZM120 168H122V167H120ZM132 168V167H131ZM134 168V170H132V171H136L135 170V167H133ZM138 168L140 169V165L138 166ZM149 168H150V166L148 167V168H146V170L148 171L149 170ZM158 168V167H157ZM177 168V167H176ZM156 169V168H155ZM41 170V171H40ZM81 170V171H80ZM121 169H119V172H120V174H121V171H120ZM123 170V169H122ZM124 170H126V169H124ZM141 170V169H140ZM139 170V171H140ZM144 171H145V169H143ZM157 170H159V168L157 169ZM160 170L161 171H159V172H156L157 173V175H160V172H162V170L163 169H161L160 168ZM179 170V169H178ZM177 169H176V171H178ZM83 171V172H84ZM109 171H110V169H109ZM115 171H118V168L117 169H115L112 173H114ZM127 171V170H126ZM165 171V170H164ZM167 171V170H166ZM169 171V170H168ZM137 172V171H136ZM112 173H110L111 175H112ZM116 173V172H115ZM127 173V176H128V174H132V173H129V171H127L126 172ZM142 173V172H141ZM150 173V172H149ZM149 173H148V176H149ZM156 173H155V176H157L156 175ZM178 172H175V174H177ZM72 174V173H71ZM133 174L135 175H138V172L137 173H134L133 172ZM143 174V173H142ZM147 174V173H146ZM145 174V175H146ZM83 175V173L82 174H80V176H82ZM95 176V178H97V180L95 181L94 179H93V177ZM167 175H169V173L167 174ZM178 175H179V173H178ZM84 176V175H83ZM114 176V175H113ZM133 175H131V177H132ZM139 176V175H138ZM141 177H142V175H140ZM139 176V177H140ZM147 176V175H146ZM151 176V175H150ZM166 176V173H164V176L162 175V173H161V175L159 176V177H163V179H165L164 177ZM193 176H195V175H193ZM62 177V178H61ZM107 177H109V176H107ZM115 177H116V175H115ZM115 177H113V179H115ZM120 177H121V175H120ZM119 177V178H120ZM137 177V176H136ZM133 178V181H135L134 179H137L136 181L138 182V184L140 183V180H141V182H142V179H139V178ZM140 177V178H141ZM144 177V176H143ZM176 177H177V175H176ZM50 178V177H49ZM124 178V177H123ZM158 178V177H157ZM166 178H168V177H166ZM172 178V177H171ZM174 178V177H173ZM197 178V177H196ZM34 179H35V181H34ZM48 179V178H47ZM80 179V178H79ZM124 179H127V182H125V185H126V183L128 184V183H131V181L129 182L128 181V178H124ZM132 179V178H131ZM145 179L146 178H144V181H145ZM147 179H150V178H147ZM177 179H178V177H177ZM176 179V180H177ZM191 179V178H190ZM31 180V181H30ZM39 180H41V178L39 179ZM50 180V179H49ZM84 180V179H83ZM88 180V179H87ZM104 180V179H103ZM111 179L109 178L108 179V182L110 181ZM151 180V179H150ZM154 180V179H153ZM155 180H157L156 178H155ZM174 180V179H173ZM183 180V179H182ZM51 181V180H50ZM80 181H81V179H80ZM80 181H79V184L78 185H82L83 184V182L84 181H82V184L80 183ZM86 181V180H85ZM99 181V180H98ZM105 181V180H104ZM104 181H100L101 182V185L100 186H102L103 187V189L105 188V186H107L109 183H106V181H105V186H103V182ZM112 181V180H111ZM122 181V180H121ZM120 181V182H121ZM135 181V182H136ZM143 181V182H144ZM165 181V180H164ZM177 181H179V180H177ZM176 181V182H177ZM39 182V181H38ZM41 182H42V180H41ZM87 182V184H88V181H86ZM86 182H84V184L86 183ZM94 182L96 183V184H94ZM119 181H118V183H120ZM147 182V181H146ZM150 184H152L150 181H148ZM173 182V181H172ZM185 182V181H184ZM211 182H213V184H214V188L213 189H211V187H210V183ZM43 183V182H42ZM41 183V184H42ZM45 183H48V182H45ZM52 183L54 184V182L52 181ZM122 184H123V182H121ZM155 183V182H154ZM156 183H159L160 184V182H159V180H157L156 181ZM162 183H165V182H161V185H162V187L165 185V184H162ZM179 183H181V181L179 182ZM83 184V185H84ZM93 184H94V186H93ZM107 184V185H106ZM114 184V183H113ZM113 184H112V187H113ZM137 184V183H136ZM135 184V185H136ZM141 184V183H140ZM139 184V185H140ZM185 184V183H184ZM190 184V183H189ZM189 184H188V186H189ZM49 185V184H48ZM77 185V186H78ZM96 185V186H95ZM116 185H118L117 187L119 188V184H115L114 186L116 187ZM124 185V184H123ZM122 185V186H123ZM124 185V186H125ZM130 185H132V183L130 184ZM135 185H133L134 187H135ZM142 185V184H141ZM140 185V186H141ZM145 185V184H144ZM149 185V184H148ZM156 185V184H155ZM155 185H154V188L155 189H158V187L157 186H159L158 184L156 185V187H155ZM176 185H179L178 183H176ZM175 184H174V187L176 186ZM42 186H46V184H44V185H42ZM52 185H50V187H51ZM123 186V187H124ZM146 186V185H145ZM50 187H49V189H50ZM72 187V188H71ZM102 187H99V190H100V188H102ZM115 187L112 189L111 187H109V188H111V190H114L115 189ZM136 187H138L137 185H136ZM165 187V186H164ZM47 188V187H46ZM46 188H45V190H46ZM55 188H57V187H55ZM54 188V189H55ZM83 188V187H82ZM108 188V189H109ZM128 188V186H126V189ZM133 188V187H132ZM144 188V186L142 187V189ZM148 188H149V186H148ZM161 188V187H160ZM172 188V187H171ZM181 188H183V187H181ZM92 189H93V191H92ZM102 189V190H103ZM106 189V188H105ZM125 189V188H124ZM123 189V190H124ZM134 189V188H133ZM136 190H140V188H135ZM153 190V192L155 193V191H157L156 193L158 194V190ZM43 190H44V188H43ZM44 190V191H45ZM56 190V189H55ZM55 190H53V191H50V190H48V194H49V191L50 192H52V194L53 193H55V192H57V190L55 191ZM91 190V191H90ZM98 190V189H97ZM97 190H95V192H97ZM98 190V191H99ZM117 190V189H116ZM119 190V189H118ZM128 190V189H127ZM136 190H134V191H136ZM146 190H149V189H147L146 188ZM145 190V191H146ZM161 190V189H160ZM165 190V189H164ZM170 190V189H169ZM82 191V192H83ZM130 191V190H129ZM143 192H144V189L142 190ZM141 191V192H142ZM151 191H152V189H151ZM165 191H167V189L165 190ZM171 191H175V190H171ZM46 192V191H45ZM44 192V193H45ZM67 194H66V193ZM101 192V191H100ZM102 192H104V190L102 191ZM108 193H109V191H107ZM111 192V191H110ZM122 192V191H121ZM133 192V191H132ZM142 192V193H143ZM148 192H150V191H148ZM70 193V194H69ZM106 193V192H105ZM104 193V194H105ZM115 193H117L116 191H115ZM123 193V192H122ZM128 193H130V192H128ZM128 193H126V195H128ZM77 194V195H78ZM85 194V193H84ZM84 194H82V195H84ZM87 194V193H86ZM85 194V196H87ZM88 194V199H87V201H90V202H88V204H90V203H92V201L93 200H98L99 201V198L98 199H94V198H92L93 197V195H95L94 193H92V199H89L90 198V195ZM103 194V193H102ZM132 194H134L135 195V193L133 192ZM144 194H149V193H143V195ZM153 194V193H152ZM160 194V193H159ZM166 194H168V193H166ZM172 194H174L175 195V193H173L172 192ZM171 193H170V195H172ZM183 194H184V190H183ZM50 195H51V193H50ZM76 195V196H77ZM107 195V193L105 194V196ZM131 195V194H130ZM129 195V196H130ZM142 195V196H143ZM54 196H55V194H54ZM80 196V194L77 196V197H79ZM96 197H98L99 196V193H98V196L97 195H95ZM123 196V195H122ZM132 196V198H131V200L132 201H135V197L133 196V195H131ZM130 196V197H131ZM149 196V195H148ZM151 196V195H150ZM153 196V195H152ZM162 196V195H161ZM173 196V195H172ZM71 197V198H70ZM73 197V198H74ZM95 197V198H96ZM100 197V196H99ZM108 196H106L105 197V199L107 198ZM115 197V196H114ZM119 197H120V195H119ZM125 197V199H128L126 196H124ZM144 197V196H143ZM156 197H159V196H157L156 194H155V199L154 198H152L153 200H157L156 199ZM163 197V196H162ZM66 198V197H65ZM72 198V199H73ZM80 198H81V196H80ZM80 198H78V201H79V199ZM133 198H135V199H133ZM173 198V197H172ZM174 198H176V196L174 197ZM54 199V198H53ZM57 199V197H55V200ZM71 199V200H72ZM162 200H163V198H161ZM165 199V198H164ZM100 200H101V198H100ZM137 200V199H136ZM153 200H151L152 202H153ZM158 200H160V197L158 198ZM157 200V201H158ZM171 200V199H170ZM169 200V201H170ZM53 201V202H52ZM72 201H74V199L72 200ZM105 201H107V199L105 200ZM125 201V200H124ZM164 201V200H163ZM166 201H168V199L166 198ZM56 202H57V200H56ZM97 202V201H96ZM102 202H104V201H102ZM122 202V201H121ZM130 202L131 203H133V204H130ZM136 202H138V201H136ZM51 203V204H50ZM61 203V204H60ZM84 203V202H83ZM110 203H112V202H110ZM124 203V202H123ZM128 203V202H127ZM157 203V202H156ZM159 203V202H158ZM170 203V202H169ZM171 203H172V201H171ZM186 204V205H182V204ZM80 204V203H79ZM78 204V205H79ZM94 204H96L95 202H93V204L92 205H94ZM108 203H106V205H107ZM122 204V203H121ZM126 204V203H125ZM163 204H166V203H163ZM74 207L73 209H71V207L72 206ZM77 205V206H78ZM104 205H105V202H104ZM117 205H116V207H117ZM123 205V204H122ZM63 206L64 207H66V208H63ZM76 206V207H77ZM81 206H83V205H81ZM85 206V205H84ZM95 206V205H94ZM97 206V205H96ZM99 206V205H98ZM101 206H103L102 205V203H101ZM115 206V205H114ZM124 206V205H123ZM159 206V205H158ZM87 207V206H86ZM88 207H89V205H88ZM137 207V208H138ZM78 208V207H77ZM76 208V209H77ZM103 208H104V206H103ZM113 208V207H112ZM115 208V207H114ZM122 208V207H121ZM152 208H154V206L152 207L151 206V209ZM71 209V211H69ZM139 209H141V208H139ZM166 210V212H165V214L166 213H168L169 212V216L168 215H164L163 213L162 214H159L158 212H161V211H163V210ZM109 210V209H108ZM110 210H112V209H110ZM123 210V209H122ZM131 210V209H130ZM138 210V209H137ZM75 211V210H74ZM93 211V210H92ZM102 211V210H101ZM116 211V212H117ZM168 211V212H167ZM181 212V214H180V212ZM58 214H57V213ZM76 212V211H75ZM75 212H73V214H75ZM83 212V211H82ZM95 212H96V210H95ZM103 212V211H102ZM102 212H101V214H102ZM112 212V211H111ZM115 212V211H114ZM132 212H134V214L132 213ZM179 214H178V213ZM63 215H65L64 216V218L65 217H67L68 215H70V214H68V213H66V212H61ZM60 213V215L63 217V215ZM97 213V212H96ZM68 214V215H67ZM76 214H77V212H76ZM83 214H84V212H83ZM95 214V213H94ZM104 214V213H103ZM102 214V215H103ZM150 214H151V212H150ZM81 215V214H80ZM135 215V216H134ZM37 216H39V217H37ZM41 216V217H42ZM61 216H59V218L61 217ZM114 216V217H113ZM137 216V217H136ZM45 217H47V216H45ZM44 217V218H45ZM69 217H71V215L69 216ZM94 217V216H93ZM102 217V216H101ZM168 218L169 219V223L170 224H168L167 226H165V220H164V218ZM52 218V217H51ZM53 218H55V217H53ZM59 218H55V220L57 221V222H60L59 224H58V226L56 225V230L57 229H60V227L62 226V227H65L64 225H60L61 223H63V224H65V222H67L64 218H63V220L62 221H60L61 220V218L59 219ZM73 218H75L74 216H73ZM90 218H92V215L90 216ZM89 217H87V219L89 220L90 219ZM138 219V221H137V219ZM35 219V220H36ZM47 219V218H46ZM45 219V220H46ZM86 219V221H88ZM27 220H30V221H27ZM49 220H51L50 219V217H49ZM53 220V219H52ZM91 220V219H90ZM92 220H94L95 221V219L94 218H92ZM40 221H41V219H40ZM54 221V220H53ZM56 221H54V222H56ZM64 221V222H63ZM81 221H83V217L81 216V220H80V222ZM125 221V222H124ZM135 221H133L132 223V225L131 226H133L132 228H134L135 227V230L133 229V231H134V233H133V236H136V238H137V236H138V232H139V235L140 234H142V235H145V234H143L144 232H143V230H152L153 228H152V226H151V228L150 229H148V224L149 223H147V225H145V228L143 229V228H141L142 229V232L140 233V231H138V232H136L135 233V231H137V229H138V227L140 228V225L139 224H137V223H135ZM166 221H168L167 219H166ZM34 222V221H33ZM43 222V221H42ZM53 222V223H54ZM35 223V222H34ZM37 223H39V222H37ZM83 223V222H82ZM31 226H30V225ZM40 224V223H39ZM44 224H45V222H44ZM98 224V226H100ZM118 224V223H117ZM122 224V225H123ZM38 224H36L35 225V227L37 228V230L35 229H33V227H32V230L33 231H38V228L39 229H41V227L43 228V227H45V225H43V226H41V225H38V226H40V227H38L37 226ZM47 225V224H46ZM70 225V224H69ZM138 225V226H137ZM27 226H30V228L29 227H27ZM49 226H50V223H49ZM51 226H53V225H51ZM50 226V227H51ZM71 226V225H70ZM124 226H125V224H124ZM136 226H137V229H136ZM50 227H45L46 229L47 228H49L50 229ZM58 227V228H57ZM128 227H130L129 229H128ZM146 227H147V229H146ZM150 227V226H149ZM51 228H53V227H51ZM91 228V227H90ZM112 227H111V231H112V233H113V229ZM29 229V230H28ZM44 229V228H43ZM45 229V230H46ZM54 229V230H55ZM61 229H63V228H61ZM60 229V230H61ZM70 229V228H69ZM68 229V230H69ZM72 229V228H71ZM71 229L69 230V233H71L72 235L74 234L73 232H75V235H76V233L78 232V230H77V232H76V230L75 229H73L74 231L73 232H70L71 231ZM102 229V228H101ZM113 229V230H112ZM124 229H126V230H124ZM81 230H82V228H81ZM130 230H132V229H130ZM139 230V229H138ZM25 231V230H24ZM49 231V230H48ZM51 231H53V230H51ZM63 231L65 232V230L63 229L62 230V233H59L58 232V234H59V238H62L59 242H63L64 240L63 239H65V235L63 236ZM100 230H98V231H96V233H98ZM104 231V230H103ZM107 231V230H106ZM110 231V232H111ZM123 231L121 230V234L123 233ZM145 231V233L147 234V232H149V231H147L146 232ZM156 231V230H155ZM20 232H22V236H21V234H20ZM41 231H39V233H40ZM102 232V231H101ZM101 232H99L98 233V236H101L102 237V233ZM108 232V231H107ZM110 232H108L107 234L105 233H103L104 235L103 236H105L106 235V237L107 236H111L112 238V240H114V239H116V237H118V236H116L115 237V235L116 234H109ZM118 232V233H119ZM151 232H153L154 233V231L152 230V231H150V233ZM184 232L185 233H187V236H186V238H185V235H183L184 234ZM44 233H46L45 231H44ZM119 233V234H120ZM127 233V232H126ZM126 233H124V234H126ZM129 233H131V231H129ZM129 233H127V235H124V236H126V237H124V238H127V239H129L130 237H133V236H131V235H129ZM153 233H151V234H153ZM100 234V235H99ZM150 234V235H151ZM35 235V234H34ZM33 235V236H34ZM37 236H36V239L37 240H35V236L33 237V239H34V241H38V233L36 234ZM60 235H62L61 237H60ZM74 235V236H75ZM84 235V234H83ZM114 235V236H113ZM118 235V234H117ZM141 235V239L143 238V241H141V242H145L144 241V238L145 237H143ZM31 236V235H30ZM40 236V235H39ZM97 236V235H96ZM96 236H94V237H92V239L93 238H96ZM26 237V238H25ZM43 237V236H42ZM46 237V236H45ZM49 237H50V235H49ZM49 237H48V239H47V241L49 240ZM73 237V236H72ZM76 237V236H75ZM89 237V236H88ZM101 237L99 238L101 241L104 239H101ZM105 237V239H107ZM115 237V238H114ZM129 237V238H128ZM139 237V236H138ZM30 238H32V237H29V239ZM121 238H123L122 236H121ZM120 238V239H121ZM121 239V240H119L118 238H117V241H119V242H121V244L119 243L117 246H121V245H124V243L122 244V240H124V242L127 240H125V239ZM32 239V240H33ZM41 239V238H40ZM39 239V240H40ZM70 239H71V236H70ZM73 240H71V241H75L74 240V238H72ZM76 239V238H75ZM89 239V238H88ZM96 239H98V237L96 238ZM95 239V240H96ZM110 239V238H109ZM110 239V240H111ZM138 240H140L139 238H137ZM147 239V238H146ZM159 239V240H160ZM31 240V239H30ZM43 240H44V238H43ZM50 240H52V238L50 237ZM95 240H92L93 242L95 241ZM100 240H96V241H100ZM109 240V241H110ZM112 240H111V242H112ZM33 241V242H34ZM70 241V242H71ZM107 241H108V239H107ZM128 241V240H127ZM157 241H158V239H157ZM163 241V240H162ZM164 241H163V244H165L164 243ZM46 242V241H45ZM58 242V241H57ZM93 242H91V243H93ZM103 242H104V245L106 246V247H103L102 246V244H103ZM103 242H98V243H100L99 245L100 246H102L100 249H103V250H105V248H108V246H110V247H112V246H114V245H112L113 243H110L109 244V242H107V243H105L106 241L104 240ZM140 242V241H139ZM140 242V244H143V243H141ZM156 242V241H155ZM154 242V243H155ZM41 242H39V244H40ZM50 243V242H49ZM48 243V249L51 247V246H49L50 244ZM72 243V242H71ZM75 243L76 242H74V246H75ZM83 243V242H82ZM81 243V244H82ZM98 243H95V244H98ZM116 243V242H115ZM133 243V242H132ZM136 243V242H135ZM135 243H134V248L133 249H131L132 251H128L127 252V254H123V258L125 257V255H127V258H126V261H122V260H124L122 257H120V258H118V257H115V256H119V253H118V255H115L114 256V258L116 259H113V255H114V253L116 254V249L114 248V247H112L113 249L112 250H115L114 252L111 250V252H113L112 254L113 255H106V253L104 254V253H102V255L100 254V255H98V257H95L96 256V252L97 251H101L102 252V250H97V248L96 247H94L95 246V244H93L94 246L93 247H91L92 246V244H91V249L93 250L94 248H96V251H95V253L90 249V247L88 246V244H90V242L89 243H87V245H86V242L84 243V245L85 246H87V247H89V249H90V251H92L91 253H90V251H86L85 249H84V247H82L84 250V253L83 254H85V252H86V254H87V252H88V255H90V254H95V256L93 255V256H89L88 258H87V260L88 259H91L92 257L94 258H97V259H99L100 260V258L103 260V259H109V258H111V256H112V259L111 260H114V263L115 264H146L145 263V261L146 260H144V263H143V260L141 261L139 258V260H140V262L138 261V259H135L136 257H140L141 255H142V251H141V253L139 252V250H140V247H141V245L139 244V249H137L138 250V252H137V250H136V246H135ZM156 243H158V242H156ZM172 243H174V245H172ZM35 244H37V243H35ZM38 244V245H39ZM45 244V243H44ZM64 244H65V242H64ZM137 244H138V242H137ZM37 245V246H38ZM67 246H68V244H66ZM71 245H73V243L71 244ZM78 243H77V246L76 247H78ZM125 245H126V243H125ZM144 245V244H143ZM148 245V246H147ZM149 245H151V246H149ZM172 245V246H171ZM34 246V244L32 243V246L31 247H33ZM52 246H53V244H52ZM57 246V245H56ZM55 246V247H56ZM97 246V245H96ZM99 246V247H100ZM116 246V245H115ZM156 247V249H155V247ZM171 246V247H170ZM38 247H42V243H41V246L39 245ZM37 247V250H35V252H36V254L39 252L40 253V248H38ZM47 247V246H46ZM60 248L62 247V246H59ZM69 248H70V246H68ZM109 247V248H110ZM122 248H120V249H124L123 247L124 246H121ZM127 246H125V248H126ZM129 247H130V244H129ZM136 247V248H135ZM36 248V247H35ZM68 248V249H69ZM109 248H108V251L106 250L105 252H108L107 254H109L110 252V250H109ZM142 248H141V250H142ZM28 249H30V251L28 250ZM47 249V250H48ZM56 249V248H55ZM63 249H64V247H63ZM62 249V250H63ZM67 249V250H68ZM72 249H74L73 248V246H72ZM76 249V248H75ZM88 249V248H87ZM117 249H119V248H117ZM134 249L136 250V252L138 253H135L134 252ZM27 250L29 251V252H27ZM34 250H32V252L34 251ZM38 250H40V251H38ZM42 250L44 251V250H46V249H44V247L42 248ZM46 250V251H47ZM53 250H54V247H53ZM76 250H78L79 251V247L76 249ZM82 250V249H81ZM125 250V249H124ZM155 250V251H154ZM177 250V249H176ZM175 250V251H176ZM42 251V252H43ZM51 251V253L50 254H54V252L52 251V248H50L46 253L48 254V252H50ZM58 251H60L61 252V250H58ZM57 250L55 251V253L56 252H58ZM64 251V250H63ZM73 252H74V250H72ZM71 251V255L70 256H72V255H75L76 256V254L78 255V253H73ZM83 251H81V252H83ZM119 251V250H118ZM121 251V250H120ZM126 251V250H125ZM178 251V250H177ZM68 252H70L69 250H68ZM129 252H131V253H129ZM171 252H173V251H170V253ZM34 253V252H33ZM32 253V255H34ZM123 253V251L121 252V254ZM159 253H158V256H159ZM177 254H178V252H176ZM35 254V255H36ZM53 254L52 255H49V256H52L53 258H54V256H53ZM57 254H59V253H57ZM81 253H79V255H80ZM82 254V255H83ZM104 254V255H103ZM111 254V253H110ZM136 254L138 255V256H136ZM141 254V255H140ZM162 254V253H161ZM165 254V256H166V253H164ZM31 258H32V255H30V253L28 254ZM34 255V256H35ZM38 255V254H37ZM42 255V254H41ZM61 255V254H60ZM60 255H58V256H60ZM67 255V254H66ZM155 255V256H154ZM171 255V254H170ZM170 255H169V257L167 258V260H166V263H167V261H168V259H170ZM172 255H175V252L174 253H172ZM171 255V257H173ZM21 256H22V254H21ZM24 256V255H23ZM22 256V257H23ZM33 256V257H34ZM39 256V255H38ZM43 257L44 256H46V254H44L43 253V255H42ZM48 256V257H49ZM58 256H57V260H58ZM157 256V257H158ZM176 256V255H175ZM20 257V256H19ZM73 257V259H76V257H74V256H72ZM72 257H68V259H70V261H72L71 260V258ZM81 257V256H80ZM24 258V257H23ZM25 258H26V256H25ZM38 258H40V257H38ZM45 258H47V257H45ZM45 258H43V259H45ZM52 258V259H53ZM63 258V257H62ZM65 258H67L66 256H65ZM65 258H63L64 259V261L66 262V261H68V260H66ZM82 258L84 259V257L82 256ZM85 258H86V255H85ZM117 258H118V260H117ZM122 258V259H121ZM37 259V258H36ZM55 259V258H54ZM53 259V261H55ZM62 259V260H63ZM119 259H121L120 261H122L121 263H120V261H119ZM137 260V261H135V260ZM147 259V258H146ZM159 259H160V261H159ZM166 259V258H165ZM172 259V258H171ZM169 260V262L170 261H172V260ZM40 260V259H39ZM47 260V259H46ZM46 260H44V261H46ZM48 260L49 261H51V259L50 258H48ZM86 260V261H87ZM94 260V259H93ZM25 260H19V264H23V262H24ZM37 261H38V259H37ZM41 261V260H40ZM60 261V260H59ZM58 261V262H59ZM69 261V262H70ZM78 261H79V258H78ZM84 261V260H83ZM96 260H94V261H92V262H90V261H87V264H97V263H94ZM105 261H107V260H104L103 261V263H105ZM117 261H119L118 263H116ZM148 261V260H147ZM174 261H175V259H174ZM32 262H34V260L32 261ZM42 262V261H41ZM58 262H56V264L58 263ZM60 262H62V261H60ZM60 262H59V264H60ZM65 262H62V264L64 263L65 264ZM75 262V261H74ZM82 262V261H81ZM81 262H77V264H81ZM108 262V261H107ZM163 262H165L164 261V259H163ZM162 262V263H163ZM176 262V261H175ZM30 263V262H29ZM28 263V264H29ZM37 263V262H36ZM39 263V262H38ZM51 263L52 264H55V263H53L52 261H51ZM71 263H73V262H71ZM99 263H101V260H100V262ZM102 263V264H103ZM111 264H112V261L110 262ZM172 263H173V261H172ZM76 264V263H75ZM82 264H83V262H82ZM85 264V263H84ZM108 264V263H107ZM168 264V263H167ZM174 264V263H173Z\"/></svg>", "mask_w": 264, "mask_h": 264}, {"label": "rangeland", "instance_id": "rangeland-1", "mask_svg": "<svg viewBox=\"0 0 264 264\" xmlns=\"http://www.w3.org/2000/svg\"><path fill=\"white\" fill-rule=\"evenodd\" d=\"M248 2H251L253 5H256V3L257 2H254V1H257V0H247ZM259 1V0H258ZM210 2H212V1H210ZM259 5H257V7H258ZM259 7H261L262 8V5H260ZM79 8V9H78ZM83 8V7H82ZM76 9V10H75ZM77 9L79 10V11H77ZM90 9V11H88ZM93 10H91V8H88V10H84L83 9V12L85 11V12H91V11H94V9H95V12H97V11H99L98 9H96V8H92ZM72 10H73V13H75L74 12V10L76 11V13L77 12H82V9H81V7H75V8H69L68 10H60V11H64V12H67L68 14V20L67 21H65V24L66 23H68V25H69V23H70V19L72 20V18H74L75 19V21H77V19H76V15L74 14V16L73 15H70V11H71V13H72ZM250 17H249V19H247V21H245L244 22V25L246 26L245 28L246 29H248V30H250L251 32H254V33H256L257 35H255V34H252L250 37H248V38H239L238 36H236V34H235V39H236V47H235V51L234 50H230V49H228V50H225V52L227 51L229 54H227L226 56H224L223 54L220 56V58H218V59H216V60H214L213 58H212V50H213V48L211 47V46H208V45H206V44H200L201 43V39L194 33V30L193 31H190V36H189V38H190V40H191V44L193 45V46H195V45H197V48H195V47H190V49L188 50V51H186V50H182L181 52H180V55L179 56H176V54L178 53V51H180V49L179 48H172L171 50H170V52L169 53H164V51L158 46V47H156V46H154L153 45V43L152 42H147L146 43V45L145 46H143V47H139L138 46V44L140 43L138 40H137V38H135V37H124V36H118V37H115V38H113V39H110L109 37H105V39H104V37L101 39L100 37L99 38H97L98 36H95L96 38H92V39H90V36H94L95 34H96V28H95V26L97 25L96 24V19L95 18H93V20H92V25H90V29H88L89 30V32L91 31V33L89 34V36H81V37H77V40H76V38H75V40L74 41H72V40H70V43H69V40H64L63 42V45H62V52L61 53H59V57H58V59L57 60H55V62H59V63H55L56 65L57 64H59L58 65V67H60V65H61V67H60V69L62 68V66L64 67V66H66L65 64L69 61V63H71L70 65H72V64H77L76 66L74 65V67H75V70H76V68L79 66V64L80 65H82L81 64V62L83 63V62H85L84 60H85V58H86V63H84L83 65H85L86 66V64H88V62H90L91 63V65H89L90 67H88V65H87V70H85L84 69V71L86 72V71H88L87 73L89 74H87V73H85L83 70H81L82 69V67L83 68H85V66H79V68H81L79 71H81L80 72V74H78V70H74V67H73V65H72V67L70 66L69 67V70L71 69V68H73V73H74V75H76L75 76V79H74V75H73V73L71 72L72 71V69H71V71H69V73H70V75L72 74L73 76L71 77L69 74L67 75V73L68 72H66V71H63V72H65V75L63 76L62 74H61V77H60V79H62L63 77H65V78H67V79H65V80H63V82L65 83L66 82V80H68V81H71L69 78L71 77V79H72V81H73V83H72V85L70 84L71 82H68V86L66 85V83L65 84H63V82H60V81H62V80H58V83H57V81L54 79V81H55V84L56 85H58V86H60L61 88H63V89H66L65 91V93H68L69 94V92H71V94H72V92H74L73 93V95H71V94H69V96H67V97H65V98H63V97H61V99L63 98V100L64 99H66L67 101H71V97H72V101L74 102V105L72 104V103H67L69 106L68 107H63L64 105H61L60 104V102L63 104L64 102H63V100H52L51 99V102H52V107L51 106H49L50 104L48 103V102H50L48 99L47 100H45V98L44 99H42V100H40V102H39V98L41 97V91H37V92H35L34 93V99H33V104H24V106L26 107L27 106V108H29L31 105H32V107H30L29 109H30V114H28V120L31 118V120L32 121H30V122H35V120H37L35 123H36V127H35V124H31L30 122V124H31V127H30V125L28 124V121L25 123V121H26V119L25 118H21V117H19V110L21 111V105L23 106V104H22V102L20 101V102H17L16 104V107H11L12 106V100H10V99H7L8 100V102L9 103H7V100H4L3 102H0V117L2 118V120H3V122L0 120V130H1V128H2V131L0 132V134L2 135H0L1 137H5V139L4 138H2L3 140H5V141H1L0 140V143H6V142H8L9 141V139H10V141H9V145H11L10 146V148H9V150H0V155H2L3 157H13V158H16L17 160H18V162H13V163H9V165H12V166H19L20 167V169H21V167H26L27 165H29L28 166V168H34V166H32L31 164H35L36 163V160H38L39 162H40V159H46V158H53V159H55V160H51L52 162L49 164V160H47L46 159V161H45V163L41 160V162H43L45 165H47L48 164V166H47V168L45 167V165L42 163L41 164V162L39 163V167H40V169H41V167H42V165H44L42 168H45V169H43V173L41 174L40 173V178H41V180H42V182H41V180H36V182L37 183H40V186H41V190H42V200L44 201V202H47L45 199H47L48 201H50L49 200V196H53L52 198H50V199H52V200H54L55 202L54 203H52V204H56V205H58L57 203H59L63 198V202H61L62 204L63 203H65V205L67 204V202H65V200L66 201H69V203L71 202V203H76L77 205V207L75 206V204H73V206L75 207V211L77 212V214H76V212L73 210L72 211V214H70L69 212H67V210L66 209H64L63 211H59L60 213L61 212H66V213H68V214H70L71 215V217H69L70 215H68L67 217H65L64 218V216L65 215H63L62 213V215H63V217L60 215V213H59V216H61L60 218H61V220L60 221H62L63 220V218L67 221V222H65V224H63V223H61L60 225H64L65 227H60V229L61 228H63L64 230H65V232L63 231V236L65 235L66 237H65V239H63L64 241L62 242H59L62 238H59V234H58V232L59 233H62V230L63 229H55L56 228V225L58 226V224L60 223V222H57L56 220H55V218L57 219V218H59V216L57 217V215L55 216V213L54 212H52V213H48V215H44V216H42V215H40V217L39 216H37V217H39V218H35V216H33V215H31V216H29L28 217V219H31L32 217L34 218H32L33 220H32V222L30 221V220H27V221H30V224L32 223V225L33 226H31L30 224V226H31V228H30V226H27V227H29L30 228V230H29V233L30 234H28L27 232V228L26 229H21L20 231H22L23 232V234H25V236L27 235V237L29 236V237H32V238H30L29 239V237H28V239H27V241H28V247H29V241L31 242V246H32V243L34 244V246L33 247H29V248H34L35 250H37V247L40 245L41 246V243H42V247L40 248V247H38V248H40V250H38V251H40V253L38 252L37 254L39 255H37L36 254V252H35V250L34 249H31V252H29L30 251V249H28L27 250V252H29L30 253V255H32V253L35 255H32V258L26 253V251H25V253H20L19 252V255L17 254L16 256H15V258H16V260L15 261H17V262H15V263H17V264H19L20 262H19V260L21 261V260H25L24 262H23V264H28L29 262V264H52L51 263V261L53 262V263H55L56 264V262H58L59 260L60 261H62V262H65L64 261V259L63 258H65V256L67 257V258H65L66 260H68V261H66L65 262V264H77V262H83V264L85 263V264H87V261H90V262H92V261H94V260H96L94 263H97V264H102L103 263V261L104 260H107V261H105V263H103V264H111L110 262L112 261V264H115L114 263V260H111L112 259V256H111V258H109V259H101L100 258V260H101V263H99L100 262V260L99 259H97V258H95V257H98V255H102V253H106V255H113L112 253L115 251V250H112L113 248L112 247H114L115 249H116V254L114 253V255H113V259H115L114 258V256L115 255H118V253H119V256H115V257H118V258H120V257H122L123 256V254H127V252L128 251H132L131 249H133L134 248V243H135V246L137 247H135L136 248V250L137 249H139V244H140V242L141 241H143V238L141 239V235L142 234H140L139 235V232L138 231H140V233L142 232V229L141 228H145V225H147V223H149L147 226H148V229H150L151 228V226H152V230L154 231V233L153 232H151V233H153V234H151L150 233V231H152V230H147V231H149V232H147L146 230H143V234H145V235H142L143 237H145L144 238V241L145 242H141V243H143V244H140L141 245V247H140V250H139V252L141 253V251H142V255L140 256V257H136L135 259H140L141 261L144 259V260H146L145 261V263L146 264H150V262H152L154 259H153V257H152V253L151 254H148L149 256H150V259L152 260V261H149L150 259L148 258V255L146 256V254H147V252H145V253H143V246H145V248H146V245H145V243H147L148 244V242H150L151 243V241H152V235L153 236H155L154 237V240L157 238L158 239V241H157V239L155 240L156 242H158V243H156L155 241V243L154 242H152V245H154L155 244V246L157 245V244H161L162 246H164V245H166V241H164V239L162 238V239H160L161 237H162V235L161 234H159L158 232H160L159 231V229L158 228H156V226H155V228H154V226H153V222H149L148 220H150L152 217H153V215H157L156 214V211H154L153 209H155V208H157V207H159V208H161V207H166L167 209H169V207L172 205V207H176V205H177V207H180L179 205H181L178 201L179 200H183V199H191L192 198V193L190 192L191 191V184L193 183V182H197L200 178H201V176L200 175H197L196 173L195 174H193V175H195V176H193L192 174H190V173H193L192 172V167H193V165L197 162V161H200L203 157L201 156V153H200V151H201V149L199 148L198 149V145H197V142L200 140V138L201 137H204L205 138V136H202L203 135V133H202V128H204V122H203V119L205 120L206 118H207V116H209V122H210V124H216V122H220V115H215V114H212V111H213V106H214V102H222V103H228V102H237V103H245V104H248L249 102H251V101H255V100H253V99H255V98H259L258 96H261V98H263V99H261L262 101H264V66L263 67H261V68H259V69H255V71H253L252 70V66L253 65H255V64H257V63H259V62H261L262 60H264L263 59V57H264V13H262V12H257V9H254L251 13H249L248 14ZM175 18H176V14H175V16H174ZM213 17V16H209L208 17V20H206V19H203V21L205 22V23H207L208 25H216V22H217V20L215 19L214 20V18H211ZM193 18H195V16L193 17ZM73 21V20H72ZM71 21V22H72ZM74 21V22H75ZM227 21H230V19H228V20H226V22ZM76 23V22H75ZM74 23V24H75ZM72 23H70V25H71ZM64 25V24H63ZM67 25V24H66ZM76 25V24H75ZM70 27H72V25L70 26ZM124 27V26H123ZM122 27V28H123ZM256 28V29H255ZM254 29H255V31H254ZM65 30V29H64ZM96 31V32H95ZM176 31V30H175ZM94 32V33H93ZM88 37H89V39H88ZM122 38V39H121ZM79 39H81L80 41H78ZM87 39L89 40L88 41V43H90V44H87L86 43V41H87ZM101 39V40H100ZM114 39H116V40H114ZM83 40V41H82ZM93 40H95V42H93ZM105 41L106 43H105V47L104 46H101L102 45V43L101 42H99V44H98V41ZM78 43H77V42ZM114 41V42H113ZM124 41V42H123ZM65 42H67V43H69L68 45H67V43H66V45H65ZM72 42V43H71ZM91 43H93V44H91ZM104 43V42H103ZM114 43V44H113ZM157 43V45H159V44H161V43H164V41H161V40H159V41H157L156 42ZM198 43L200 44L199 46H198ZM215 43H218L219 45H223V46H225L227 43H228V41H224V42H222V41H216ZM62 44V43H61ZM86 44V45H85ZM96 44V45H95ZM73 47V48H70L71 46ZM92 45H94L95 47V49H97V50H95L94 48L92 49ZM98 45H100L101 47H103L102 48V50H103V56H101L102 54H101V52H100V50H101V47L100 46H98ZM112 46V45H114V46H112L113 47V51L115 52V55H114V52L113 51H111L112 49V47H110L109 49H111V50H109L108 49V46ZM67 47V48H66ZM96 47H100L99 48V53L100 54H98V48H96ZM154 47V48H153ZM69 48V49H68ZM75 51V52H77V51H79V52H77V53H74L73 51ZM81 50V51H80ZM82 50H83V53H82ZM92 50V51H91ZM93 50H95V51H93ZM197 51L198 50V56L196 55V53H195V51ZM85 51V52H84ZM87 51V52H86ZM113 53H111V52ZM92 52L95 54V52H96V54H95V57L94 58H92V57H90L91 55L92 56H94L93 54H92ZM106 52V53H105ZM108 52V53H107ZM116 52H117V55H116ZM120 52V53H119ZM144 54H143V53ZM208 52H210V53H208ZM226 52V53H227ZM238 52H240V53H244V52H246V54L248 53L249 55L250 54H252L253 55V57H251L252 59H249L248 61H244V63L242 64V63H239V64H237V65H233V63H235V61H236V59H235V56L233 57V54H237ZM80 53V54H79ZM82 53V54H81ZM109 53H111L110 55H109ZM65 54V55H64ZM71 54V55H70ZM79 56V58L77 57V55ZM107 55L106 57H105V59H104V56L105 55ZM166 54V55H165ZM191 54H195L196 56H197V58L194 56V55H192L196 60V63H195V67H194V69H193V73L195 74V76H197L198 77V81L194 84V85H188L189 83H182V84H180V87L178 88V90H176V94L178 95V96H181L182 95V97H180L181 99H183V101H184V103L183 102H181L180 103V101H181V99H180V101L178 102V100L175 102V101H169V100H166L164 97H163V95L166 93V90L168 89H170V88H172V84H173V82H171L172 81V77H171V75H170V73H169V71L172 69L171 67L173 66V68H176V67H178V66H181V67H184V66H187V64H186V61H187V59H189V58H191L192 56H190ZM68 55V56H67ZM81 55H82V57H81ZM112 55V56H111ZM151 55H154V56H156L158 59H160L162 56H165V57H163V58H161V62H158V63H156L155 65H154V67L151 69V70H149V71H145V72H139V69L141 68V64H142V62L143 61H145L146 59H148V58H150L151 57ZM175 55V56H174ZM208 55V56H207ZM251 55V56H252ZM71 58H70V57ZM73 56H75L76 57V59L74 60V58H73ZM86 56V57H85ZM173 56V57H172ZM88 57H90V58H92V59H88ZM98 57V58H97ZM138 57V58H137ZM179 57V58H178ZM205 57V58H204ZM232 57L235 59H232ZM67 59V61H66V59ZM97 58V59H96ZM102 58V59H101ZM107 58V59H106ZM137 58V59H136ZM171 58V59H170ZM208 58H211L210 60L208 59ZM70 59H72L71 61H70ZM144 59V60H143ZM60 60H61V62H60ZM99 60H101L102 62H103V66H104V62H105V67L106 68H103V69H105V70H102L101 69V71H105V72H101V71H97V70H100L99 68L100 67H98V69L96 68V66H102L101 64V61H99ZM177 60H179V61H184V62H182V63H180L179 61H177ZM209 62H208V61ZM231 60V61H230ZM100 62V64L99 63H97V62ZM175 61H177L178 63H180L179 65H178V63H176ZM65 62V63H64ZM106 62H107V64L109 63L110 65H108V67H107V64H106ZM174 62H175V66L176 65H178V66H176V67H174ZM204 62H208V64L207 63H204ZM89 63V64H90ZM206 64V66H204V64ZM68 64V63H67ZM98 64V65H97ZM120 64V65H119ZM165 64V65H164ZM222 64H228V66H232V67H234V69L237 71H243L244 72V70H248V72H246V73H240L241 75H237V76H220L219 74H217L218 72H216L217 70H216V68L218 67V66H222ZM117 65V66H116ZM160 65H161V67H160ZM119 66H121L122 67V69H121V67H120V69L122 70V74L119 76V73L121 72H119ZM256 66V65H255ZM57 67V66H56ZM204 67V68H203ZM64 68H66L67 69V67H64ZM78 68V69H79ZM95 68H96V71L97 72H94V70H95ZM115 68H118V71L115 69ZM169 70H168V69ZM171 68V69H170ZM63 69V68H62ZM62 69H61V72H60V70H59V68H57V72H59V73H62ZM109 69V70H108ZM201 69H202V73H201ZM63 70H65V69H63ZM199 70H200V72H199ZM75 71V72H74ZM167 71V72H166ZM263 71V72H262ZM93 72V73H92ZM110 72H111V74H113V75H111L110 74ZM113 72V73H112ZM156 72V73H155ZM260 72H262L263 73V75H262V73H260ZM83 73H85V74H87L86 75V77H89L90 79H88V82H86L85 80H83L85 83H82L83 81L82 80H80V79H83V76H82V74ZM94 73H96L97 74V77L98 78H96V76H95V81H94V78H92V77H94L93 75H94ZM100 75H99V74ZM108 73V74H107ZM156 75H158V76H156ZM162 73V74H161ZM169 73V74H168ZM253 73H255V75L253 74ZM91 74H93V75H91ZM109 74L111 75V76H109ZM124 74V75H123ZM78 75H80V76H78ZM84 75V74H83ZM155 75V76H154ZM168 75H170L169 77H168ZM177 75H181V73H177ZM60 76V75H59ZM63 76V77H62ZM160 76V78H158ZM162 76V77H161ZM85 77V78H86ZM111 79H110V78ZM115 79H114V78ZM84 78V79H85ZM155 78H157V79H159V81L156 79V80H153V79H155ZM223 78L224 79H227V80H223ZM77 79H79V80H77ZM96 79H97V81H96ZM109 79V80H108ZM171 79V80H170ZM247 79H249V80H247ZM92 80V82H90ZM103 80V81H102ZM120 80H121V82H120ZM150 80V81H149ZM153 80V81H152ZM162 80H163V82H162ZM74 81L76 82V83H74ZM82 81V82H81ZM94 81V82H93ZM111 81V82H110ZM158 81V82H157ZM110 82V83H109ZM115 83V85L116 86H114V83ZM228 82V83H227ZM62 83V84H61ZM96 83L99 85H97L96 86ZM100 83H101V85H100ZM152 83H154L153 85H152ZM155 83H156V85H155ZM168 83L170 84V83H172V84H170V85H168ZM11 84H14L13 82L11 83ZM60 84V85H59ZM80 84V85H79ZM123 84V85H122ZM179 84V83H178ZM226 84V85H225ZM72 87H71V86ZM122 85V86H121ZM225 85V86H224ZM253 85V86H252ZM62 86H64V87H62ZM79 86V87H78ZM110 86H112V87H110ZM118 86V87H117ZM126 86V87H125ZM155 86H157V89H156V87ZM171 86V87H170ZM182 86V87H181ZM190 86V87H189ZM193 86H194V88H193ZM60 87H58V88H60ZM98 87V88H97ZM106 87L107 88H109V89H106ZM169 87V88H168ZM51 88V87H50ZM53 88H55V86L53 87ZM92 88V89H91ZM115 88L117 89V90H115ZM123 88H124V90H127V92H129V94L128 93H126L127 94V96L129 97V96H131L132 98L131 99H129L127 96H126V94L125 95H123V92H124V90H123ZM144 88V89H143ZM193 88V89H192ZM242 88V90H240V89ZM77 89V90H76ZM95 89H97V91L95 90ZM104 89V90H103ZM112 89H114V91L112 90ZM224 89H225V91H224ZM52 89H50V91H51ZM95 90V91H94ZM144 90V91H143ZM59 91L61 92V96H63V95H65L64 94V91L62 92V90L61 89H59ZM78 91V92H77ZM92 91V92H91ZM116 91H118V92H116ZM158 91V92H157ZM165 91V92H164ZM103 92H105V93H107V94H105V93H103ZM115 92V93H114ZM126 92V91H125ZM124 92V93H125ZM185 92V93H184ZM188 92V95L186 94ZM238 92V93H237ZM62 93H63V95H62ZM97 93V94H96ZM103 93V94H102ZM180 93H181V95H180ZM49 94V93H48ZM51 94V93H50ZM49 94V95H50ZM68 94H66V95H68ZM76 94V95H75ZM106 95V98L105 99H107V97H108V99L105 101L104 100V97H105V95ZM111 94L113 95V96H111ZM121 94V95H120ZM146 95V96H143V95ZM247 94V95H246ZM39 95V96H38ZM54 95V94H53ZM65 95V96H66ZM102 95V96H101ZM108 95V96H107ZM38 96V97H37ZM125 96V97H124ZM77 97V98H76ZM111 97H113L114 99L112 100L111 99ZM126 97H127V100H129L128 102H127V100H126ZM255 97V98H254ZM70 98V100H68ZM124 98V99H123ZM150 98V99H149ZM237 98H238V100H237ZM78 99H79V101H78ZM92 99V100H91ZM98 99H101V100H98ZM113 101H111V100ZM137 99V100H136ZM204 99V100H203ZM45 100V101H44ZM77 100V101H76ZM89 100V101H88ZM92 102H91V101ZM110 100V101H109ZM116 100V102H114ZM124 100H126V101H124ZM25 102H26V100H24ZM23 101V103H25ZM56 101H58V102H56ZM66 101V102H67ZM75 101L76 102H78V103H76L75 104ZM6 102V103H5ZM11 102V103H10ZM56 102V103H55ZM88 102V104H86V103ZM91 102V106L92 107H89L90 105H89V103ZM105 102L107 103L106 104V108L109 110V106H110V111H108L105 107H104V105H105ZM112 102V103H111ZM124 102H127L128 103V107L129 108H132V109H130V112H128L129 114H127L126 112L128 111L127 109H125L126 107L124 106ZM133 102V103H132ZM138 102V103H137ZM140 102V103H139ZM2 103V104H1ZM109 103H111V105H109ZM113 103H115V104H113ZM117 103V104H116ZM166 103V104H165ZM180 103V104H179ZM201 103H203L202 105V107H201ZM49 104V105H48ZM55 104H60L59 106H60V108L61 109H59V111L57 112V114H56V111H57V107H56V109H55ZM79 105V108H77L78 107V105ZM80 104H83V105H81V106H84L83 107V109H81L82 107L80 106ZM94 104H96L95 106H93ZM120 104V105H119ZM149 104V105H148ZM5 105H6V108H5ZM30 105V106H29ZM76 105V106H75ZM109 105V106H108ZM114 105V106H113ZM131 105V106H130ZM142 105H145V106H147V107H145V108H147L146 109V111H140V109H142L141 108V106ZM181 105V106H180ZM29 106V107H28ZM58 106V107H59ZM67 106V105H66ZM71 106V107H70ZM133 106V107H132ZM200 106V107H199ZM54 107V108H53ZM103 107V108H102ZM115 107V109L113 110L112 108H114ZM121 108L122 107V110L123 111H121V109H119V108ZM187 107H189V109H193L194 111V114L192 115V116H190L189 117V119L190 120H193V119H195L194 121V124H193V126H192V132L193 133H191V131L190 130H186V129H184L183 128V126H181V124H180V122L177 120V119H175V116L174 115H177L178 113H179V111H180V113H181V111L182 110H184L185 108H187ZM16 108H18L17 110H16ZM63 108V109H62ZM65 108L66 109H69V111H70V113L69 112H66L67 110H65ZM89 108V109H88ZM91 108V109H90ZM7 109V110H6ZM10 109V110H9ZM78 109V110H77ZM79 109L81 110V113H83V114H81V113H79L80 111H79ZM106 109V110H105ZM181 109V110H180ZM196 109V110H195ZM226 109L227 108H224V107H222L221 109H220V111H222V112H224V111H226ZM23 110H24V108H23ZM63 110H64V112H63ZM71 110L72 111H74V112H76V113H74V115H70L72 112H71ZM83 110V111H82ZM121 112H120V111ZM126 110V111H125ZM134 110V111H133ZM143 110H145L144 108H143ZM178 110V111H177ZM8 111V112H7ZM37 111H38V113H37ZM39 111H40V113H39ZM48 111H51L52 113H53V115L51 114V116L49 117L48 116V114L50 115V113L51 112H49L48 113ZM90 111V112H89ZM104 111V113L102 114V115H105L106 116V114H107V116H108V114H111V116L113 117V114H114V119L113 118H110L111 119V121H112V123L110 122V120H108L106 123H105V118H102V120L103 121H101V112H103ZM106 111H107V113H106ZM22 112V111H21ZM34 112H36V115H34L35 113ZM43 112V113H42ZM85 112V113H84ZM110 112V113H109ZM113 112V113H112ZM115 112H116V114H117V116H115L116 114H115ZM118 112V113H117ZM7 113V114H6ZM42 113V114H41ZM55 113V114H54ZM66 113V114H65ZM68 113V114H67ZM87 113H88V116H90V117H86L87 116ZM91 113V114H90ZM98 113V114H97ZM121 113H123L124 115L122 116V114ZM3 114V115H2ZM18 114V115H17ZM38 114V115H37ZM61 114V115H60ZM73 114V113H72ZM80 116V115H84V114H86V116H83L84 118L86 117V118H88L89 120L91 119V123L90 124H88V126H89V129L87 128V129H85V130H89V133H88V138H87V136L86 135H83L84 133H86V131H84V129L81 127L80 128V125L82 124L81 123V121H79L80 122V124L78 123V126H79V128L77 127V125L75 126V124H77L76 122H75V120L76 119H78V116ZM97 114V115H96ZM100 114V115H99ZM33 115L34 116H37V118L35 117H33ZM65 115V116H64ZM66 115H70L69 117V119L71 120L72 118L71 117H73V119L74 118H76V116H77V118L75 119V120H67L68 119V116H67V119H65L66 121H64V123H65V125H64V123H63V125H64V127H65V129H64V127H63V125H62V123H60L62 126L60 127L58 124V133L61 131H63L62 130V127H63V129L66 131V133L64 134V131H63V133L61 134V133H59V134H57L56 133V131H55V133L56 134H54V132H53V135L56 137V135H57V139L55 140L54 138L52 139L51 137H53L52 135L51 136H49V134H50V131L52 130L51 128H53V129H55V126H54V124L56 125V123L57 122H55L56 120H57V118H60V120H61V118H65L66 117ZM126 115H127V117H126ZM130 115V118L128 117ZM21 116V115H20ZM75 116V117H74ZM100 116V117H99ZM104 116V117H105ZM106 116V117H107ZM110 116V115H109ZM121 116V117H120ZM140 116V117H139ZM143 116H144V118H145V120H147L148 119V121L149 120H152V123H151V121H149V122H144L143 121ZM47 117H49V118H47ZM116 117V118H115ZM133 117H135L134 119H133ZM63 118V119H64ZM84 118H79L80 120L81 119H84ZM99 118V119H98ZM108 118V117H107ZM127 119V121H126V119ZM166 118V119H165ZM19 119V120H18ZM21 119V120H20ZM38 119H39V121H38ZM50 119V120H49ZM117 119V120H116ZM8 120H9V125L10 126H8ZM88 120V122H86V124L87 123H89L90 121ZM119 120V121H118ZM125 120V122H123V123H125V124H123L122 123V121H124ZM129 120V121H128ZM22 121H24V123H21ZM43 121V122H42ZM52 121H53V123H52ZM63 121V120H62ZM72 121H74V122H72ZM87 121V120H86ZM99 122V124L97 123V122ZM118 121V126H116L117 124H116V122ZM41 122L43 123V124H41ZM66 122H68V124L70 123H75L74 125H69V126H71V127H69V130L71 129V128H73L72 126H74L75 127V129H76V131H78L77 129H79L80 131H79V133L81 134H79L78 132H75V131H73L74 129H71L70 131H71V134H72V132H74L73 133V135H75L74 137L76 138V136L79 138V136H80V139H81V141H83L82 143H81V141H80V139H78L77 138V140L79 141L78 143H80L79 145H78V143H77V140L75 141V140H73V139H75V138H73L72 137V145L74 146V144H73V142L75 143L76 142V144L79 146H77L76 145V147H77V149H76V147L74 148V149H71V148H73V146H70V145H68L69 143H71V142H67V141H69V137L70 136H72V135H70V136H68V133H69V130H67L68 128V124L66 123ZM82 122H83V120H82ZM111 124H110V123ZM134 122H136L135 124H136V126L137 127H142V128H136L135 126H134ZM143 122L144 123H146L147 124V126L145 127V128H147V129H145L144 127H143ZM3 123V124H2ZM101 123H102V125H104V124H106L107 126H108V123L110 124V127H107L106 125V127L109 129V131H110V129H116V131L120 134H118V133H116V131H115V133L116 134H118V135H113L112 134V130L110 131V132H108V130H107V128H105V130H104V126H101ZM104 123V124H103ZM27 124H28V127H27ZM67 124V125H66ZM84 124V125H83ZM83 127L85 126V127H87V125L85 124V119H84V122H83ZM93 124H94V126L95 127H93ZM121 124H123L124 126H123V128L121 129ZM126 124H128L126 127H125V125ZM139 124V125H138ZM145 124V125H146ZM164 124V125H163ZM25 125V126H24ZM39 127H38V126ZM42 125H44V126H42ZM51 126V128L48 130V127L49 126ZM81 125V126H82ZM92 125V126H91ZM98 125V126H97ZM144 125V126H145ZM150 125H152V127L150 126ZM165 125H166V127H165ZM11 126H13V129H11L12 127ZM34 126V127H33ZM48 126V127H47ZM149 126V127H148ZM202 126V127H201ZM9 127V128H8ZM22 127H24V129L22 128ZM25 127H27V132H28V129H30V130H32V129H35L36 130V128H38L36 131L35 130H32L33 132H34V134H35V136H34V134H33V132H31V133H27L26 132V135L24 134L25 133V131H26V128ZM57 127V126H56ZM97 127H99V130H97ZM101 127H102V129H101ZM118 127V128H117ZM168 127H170V128H168ZM45 128H47V129H45ZM92 128L94 129V128H96V132H99V133H94L95 132V130H92ZM126 128V129H125ZM57 129V128H56ZM81 129H83V130H81ZM124 129H125V133H127V134H123L124 133ZM145 129V130H144ZM166 129V130H165ZM60 130V131H59ZM92 130V131H91ZM101 130H103L102 132L104 133V134H101L102 132H101ZM187 132H186V131ZM46 131V132H45ZM129 131H130V134H128L129 133ZM140 131H142L141 133H140ZM162 131V132H161ZM165 131V132H164ZM36 132V133H35ZM41 132H44L45 134H43V133H41ZM90 132L92 133V134H90ZM136 132V133H135ZM151 132H153V134L154 133H156V134H154L155 136H153V137H155V138H150V137H152L151 136ZM167 132V133H166ZM223 132V130H221V133ZM14 133V134H13ZM49 133V134H48ZM52 133V132H51ZM114 133V134H115ZM142 133L144 134V133H146V135H147V138L148 139H150V141L145 137L146 135H142ZM148 133H150V135L148 134ZM23 134H24V136H26V137H24L23 136ZM31 134V135H30ZM64 134V135H63ZM110 134H112L113 136H114V138H112L113 136L112 135H110ZM173 134V135H172ZM192 134V135H191ZM27 135L29 136V137H27ZM58 135H59V137H61V138H59L58 137ZM61 135V136H60ZM82 135H83V137H82ZM91 135V136H90ZM97 135V139H99V137L101 136V137H103L102 139V142H101V137H100V139H99V141H97V142H101V144H97V142H94L95 141V139L94 138H96L95 136ZM104 135V136H103ZM111 136V138L114 140V139H116V140H114V142L116 141V143L117 144H115V145H118L119 147H120V149H121V151H120V153H119V151L118 150H120L118 147H115L112 143H114L113 142V140H111V138L109 139V141L107 142L106 140H108V138ZM129 135L131 136L132 135V137L133 138H129V140H128V137H129ZM141 135H142V137H144V138H142V140L143 139H145V140H141L140 141V139L138 138V137H141ZM160 138L159 140H161V138H162V136H159V135H163V136H165V139L167 138V142L169 141L170 143H168V144H166V145H164L165 143L163 142V143H160V141L158 140V137ZM190 135V136H189ZM21 138H20V137ZM31 136H33V137H31ZM47 136L49 137V138H51L52 140H55V141H52V140H50L51 141V144H52V142H53V144L52 145H50L49 146V148L47 147V141H48V143H50V141H49V138L47 139ZM63 136H66V137H63ZM93 136V137H92ZM99 136V137H98ZM107 136V137H106ZM119 136H121L120 138L122 139V136L124 137L121 141L123 142V143H121V141L118 139V137ZM150 136V137H149ZM171 136H172V138L173 139H171ZM176 136V137H175ZM82 137V138H81ZM89 137H90V139L92 140H89ZM135 137H136V139H135ZM170 137V138H169ZM18 138H20V139H18ZM44 138V139H43ZM63 138H66L67 139V141H66V139H63ZM69 138V139H68ZM138 138V139H137ZM164 138V137H163ZM162 138V139H163ZM178 138V139H177ZM58 139H61L60 141L58 140ZM62 139H63V141H62ZM82 139H84V140H82ZM87 141H86V140ZM104 139H106V140H104ZM135 139V140H134ZM152 139V140H151ZM18 140V141H17ZM31 140H34V142H35V144H33V141H31ZM110 140H111V142H110ZM118 140V141H117ZM136 140H137V142H136ZM147 140V141H146ZM155 141L154 142V144L155 145H152L153 144V142H152V144H151V141ZM16 141V142H15ZM28 141V142H27ZM63 143H68L67 145H66V150L64 149L65 147H62L61 145V143L62 142ZM71 141V140H70ZM88 143H86V142ZM104 141H106L105 142V144H107V149H110V150H112V149H114V151H116V149L115 148H117L118 150L116 151V154H115V157H114V154L112 155V154H108L109 153V151H108V155L111 157V159L113 158L114 160H112V161H114V162H112L113 164L112 165H115L116 166V168L115 169H117L118 168V171H115L114 173H112L114 170L112 169L111 170V167H113V166H111V163L108 165L106 162H108L109 160L106 158V156H107V154L105 155L104 153H105V151L107 150L105 147L106 146H99V145H102V143L104 142ZM128 141V143H126ZM133 141V142H132ZM144 141H146V142H148V143H146L147 145L146 146H144L146 149H147V153L149 154V157H148V154L147 155H145L144 154V152H146V149H144V151H143V144H145V142ZM163 141H164V139H163ZM165 141V142H166ZM13 142V143H12ZM20 142V143H19ZM42 142V144H40ZM43 142H45V145H44V143ZM57 142H60V144L61 145H59V144H57ZM86 144H85V143ZM89 142H90V144L92 143H94L93 145L94 146H99V147H97L98 149H99V152H101L102 154H104L105 156H104V159L106 158V160L107 161H104V163L105 164H107L109 167V169H110V171H109V169L107 168V170L105 169V167L103 168V166H105V165H103V163L101 164L100 162H101V160L103 159V155L102 154H99V152H97V148L96 147H94L92 144H91V146H93L92 148L89 146L90 144H89ZM110 142V143H109ZM161 142H162V140H161ZM209 142V141H208ZM207 142V143H208ZM15 143V144H14ZM96 143V144H95ZM139 144V145H137L138 147V151H137V149H135L137 152H138V154L137 155H135L134 154V152H136L135 150H133V148L135 147V146H133V145H135V144ZM210 143V142H209ZM14 144V146H12ZM31 144H33V145H35V146H33V145H31ZM55 144V145H54ZM57 144V145H56ZM104 144V145H105ZM110 144H112V147L110 146L109 148H108V146L110 145ZM127 144H129V146H130V148H131V150H133V154L137 157L135 160L137 161L138 160V163L136 162V164H139L140 165V169L138 168V166L139 165H136V166H134L133 165V162H132V160L131 159H133V154L131 155L130 154V151H129V148H126L127 147ZM142 144V145H141ZM150 144L152 145L151 147H154V151H152L153 149L150 147ZM41 146V149H40V146ZM80 145H82V146H80ZM123 145V146H122ZM125 145V146H124ZM160 145H163L164 147L163 148H161L160 149ZM168 145H170L169 147L170 148H172V149H170V148H167L168 147ZM44 146L45 147H47V149L48 150H46V149H43L42 150V148H44ZM60 147V148H63L62 150H60V148L58 149V148H56V153H57V156L55 157L54 155H52V154H54V151H53V153H50L49 151H50V147H52V148H55V147ZM63 146H65L64 144H63ZM71 148H70V147ZM114 146V147H113ZM166 146V147H165ZM31 147H34V148H32V152H34L33 153V156H32V153H31V150H30V148ZM36 147V148H35ZM67 147H69L68 149H67ZM103 149H102V148ZM124 147V148H123ZM149 147H150V149H149ZM156 147V148H155ZM162 147V146H161ZM192 149H191V148ZM19 148V149H18ZM79 148H80V150H79ZM97 150H96V149ZM210 148L211 147H209V148H206L205 146H204V154H203V156H204V159L205 160H207V159H211L212 158V156L214 155V153H215V151H214V149L213 148H211V150H210ZM41 151H40V150ZM70 149L71 150H74V151H70ZM91 149H95V150H93V151H95L96 152V154H95V152H93L92 153V151H90ZM152 149V150H151ZM160 149V151H158ZM190 149H191V151L193 150V152H195V155H191V151H190ZM208 149V150H207ZM18 150V151H17ZM27 150V151H26ZM28 150H30V151H28ZM53 150V149H52ZM55 150V149H54ZM63 150H65V152H67L68 151V155H66V153L64 154L65 156H67V157H65V159L63 158V159H58V155L60 154V155H62L63 153L62 152H64ZM101 150H103L104 152H102ZM124 150L126 151L125 153H124ZM155 150L157 151V152H155ZM168 150H171V151H169L168 152ZM17 151V152H16ZM25 151H26V153L27 154H25ZM37 151H38V153H37ZM39 151H40V153L41 152H46V156L48 155H50L49 157L47 156L46 158H43V157H45L44 156V154H42L41 153V155H40V153H39ZM62 151V152H61ZM82 152L83 154H84V156L86 155L87 157H88V155L87 154H90L88 151H90L92 154H90L89 155V158H87V160H86V158H85V160H86V162H85V160H84V162L85 163H83V160H82V162H80L81 161V159H84V156L82 157L81 155H83V154H79V153H77V152ZM113 151V152H114ZM149 151H152V152H154V153H152V152H149ZM28 152H29V156H28ZM37 153V155H40L42 158H40V156H37L36 155V158L37 159H35V157H34V154H36ZM44 152V153H45ZM52 152V151H51ZM111 153H112V151H110ZM118 152V153H117ZM132 152V151H131ZM136 152V153H137ZM140 152H141V155H142V157H144V158H142V160H144L145 158V162H147V163H145L144 161H140L141 160V157L139 156L140 155ZM159 152V153H158ZM23 153H24V155H23ZM55 153V154H56ZM62 153V154H61ZM115 153V152H114ZM128 153V154H127ZM143 153V154H142ZM150 153H152L153 155L155 154V153H157V154H161L162 156L164 155V153H165V156L164 157H168L169 159H165V160H163L164 159V157H161V155H160V159L159 158H156V154L154 155V157H153V155L152 154H150ZM171 153V154H170ZM31 154V155H30ZM78 154L80 155V156H78ZM118 154H119V156H118ZM126 154H127V156H128V158L127 159H129L130 158V162H129V164H126L125 162H126V160L124 161V159L123 158H126V157H123V156H126ZM193 154V153H192ZM43 155V156H42ZM59 155V157L60 158H62V156H60ZM93 155V156H92ZM95 155H96V157L98 156V155H102L101 157L100 156H98V158L99 159H101V160H99L98 158L97 159H95ZM113 157H112V156ZM151 155V156H150ZM175 155V157L177 158L176 160H174L173 159V156ZM16 156V157H15ZM18 156V157H17ZM30 156H32L31 158H30ZM54 156V157H53ZM76 156H78V157H76ZM85 156V157H86ZM90 156H91V158H90ZM120 156H121V159H123L122 161H120ZM140 157V159H139V157ZM171 158H170V157ZM181 156V157H180ZM34 157V158H33ZM79 157H81V159H79ZM108 157V156H107ZM119 158V161L117 160L118 158ZM132 157V158H131ZM152 157V158H151ZM39 158V159H38ZM57 158V159H56ZM76 158H78L79 160H78V162L79 163H74L75 162V160L74 159H76ZM116 158V159H115ZM1 159V158H0ZM103 159V160H104ZM110 159V158H109ZM110 159V160H111ZM187 159V160H186ZM35 160V161H34ZM95 160H98V163L97 162H95ZM102 160V161H103ZM115 160H116V162H115ZM134 160V159H133ZM168 160H169V162H168ZM30 163H29V162ZM32 161H34V163H31ZM37 161V162H38ZM118 161V162H117ZM151 161V162H150ZM155 161H159L160 162V164L158 163L157 165H156V162ZM162 161V162H161ZM167 161V162H166ZM174 163H173V162ZM46 162H48V163H46ZM111 162V161H110ZM120 162H121V164H120ZM140 162V163H139ZM152 162H154L153 164H152ZM63 163V164H62ZM83 163V164H82ZM117 163V164H116ZM127 163H128V160H127ZM165 164V169L163 168V166H162V164ZM167 163V164H166ZM170 163V164H169ZM38 164V163H37ZM81 165V167H83V168H85V170L86 171H84L83 169H82V173H83V175L82 176H80V174H82L81 172H79V170H77V167H73V166H76V165ZM95 164H97L98 165V167H97V165H96V167H93V166H95ZM100 164L101 165H103L102 166V168H103V170H104V172H102L101 170H102V168L100 167ZM130 165L131 167H129V168H127L126 167V165ZM142 164H144L143 165V167H142ZM106 165V166H107ZM120 166V167H122V168H120V167H118V166ZM133 165V166H132ZM152 165H156L158 168H159V170H157L158 168L157 167H154L153 168V166ZM187 165V166H186ZM38 166V165H37ZM36 165H35V167H37ZM65 166V167H64ZM85 166H87V167H85ZM145 166H147V167H145ZM150 166V168H149V170L147 171L146 170V168H148ZM38 167V168H39ZM57 167V168H56ZM76 168V170L75 169H72V168ZM79 168H81L80 166H78ZM93 167V168H92ZM133 167H135V170L138 172V175L140 176V175H142V177L140 178L138 175H134L133 174V172L134 173H137L136 171H132V170H134V168ZM177 167V168H176ZM27 168V169H28ZM72 169V171L73 172H71V170L70 169ZM92 168V170H90ZM95 168H97V169H95ZM98 168H101V169H98ZM156 168V169H155ZM160 168L161 169H163L162 170V172H160V175H161V173H162V175L164 176V173H166V176L164 177L165 179H163V177H159L160 175H157V173L156 172H159V171H161L160 170ZM206 168H207V170L208 171H210L211 172V170H212V166L210 165V166H206ZM66 169H68V170H66ZM87 169L88 170H90V171H94L93 169H95L97 172L99 171H101V173L100 174H102V173H104V175H106V178H107V180L105 179V178H102V180H100L101 179V175L99 176V175H97V172H93V173H95L94 175L96 176H98V177H100V178H98V180H97V178H95V176L93 177V179L96 181L97 180V188H95L94 189V192H91V195L89 194L90 192H89V190H85L86 189V187H88V188H92V186L90 185V184H92L93 183V181L92 180H89V179H91L92 177V172H90V171H88V173H87ZM119 169H121L120 171H121V174H120V172H119ZM123 169V170H122ZM124 169H126L127 171H129V173H132V174H128V176H127V171L126 170H124ZM143 169H145V171L143 170ZM176 169L178 170V171H176ZM42 170V169H41ZM40 170V171H41ZM64 170H66V171H69L67 174H69V175H66L65 173H64V175L66 176V177H64L63 179H67L68 181H69V176H70V179H71V177H73V174H75V176L76 175H78V172H79V175L78 176H76L75 178H80L81 179V181H80V179L78 178V179H73L72 178V180H78L77 182H78V184H79V181H80V183L82 184V181H84V182H86V181H88V184H87V182L84 184V182H83V184L82 185H76V187L78 188L79 186H80V188H78V191L79 190H82V189H84V187H85V191H87V192H84L83 190V192L82 191H79V194H80V196H81V198H80V196L79 197H77L79 194L76 192V195H75V190L77 189H75V183L73 184V182L74 181H69L71 184L68 186L69 188H70V186L71 185H74L73 187H74V189H71V190H74V191H71L70 189H68L66 186V183L68 184L69 182L67 181V180H65V182L61 179H58V178H60V177H58V176H60V175H62V176H64L63 174H62V172L64 171ZM140 170V171H139ZM165 170V171H164ZM167 170V171H166ZM169 170V171H168ZM81 171V170H80ZM84 171V172H83ZM98 172V173H99ZM143 174H142V173ZM150 172V173H149ZM175 172H178L179 173V175H178V173L177 174H175ZM72 173V174H71ZM85 173L86 174H88V175H91L89 178H86V177H88V175H86V177H85ZM110 173H112V175L110 174ZM147 173V174H146ZM148 173H149V176H148ZM155 173H156V175L157 176H155ZM169 173V175H167ZM147 176H146V175ZM103 175V174H102ZM103 175V176H104ZM114 175V176H113ZM115 175H116V177H115ZM120 175H121V177H120ZM131 175H133L132 177H131ZM151 175V176H150ZM176 175H177V177H178V179H177V177H176ZM107 176H109V177H107ZM137 176V177H136ZM144 176V177H143ZM50 177V178H49ZM113 177H115V179H113ZM120 177V178H119ZM128 178V181L130 182L131 181V183H132V185H130L131 183H126V185H125V182H127V179H124V178ZM139 178V179H142V182H141V180H140V183L142 184H138V180L137 179H134L135 181H133V178ZM158 177V178H157ZM166 177H168V178H166ZM172 177V178H171ZM174 177V178H173ZM197 177V178H196ZM48 178V179H47ZM62 178V177H61ZM111 179L109 182H108V179ZM132 178V179H131ZM144 178H146L145 179V181H144ZM147 178H150V179H147ZM155 178L157 179V180H159V182H160V184L159 183H156V181L157 180H155ZM191 178V179H190ZM51 181H50V180ZM84 179V180H83ZM88 179V180H87ZM106 181V183H109L107 186H105V181ZM154 179V180H153ZM174 179V180H173ZM179 180V181H177V180ZM183 179V180H182ZM86 180V181H85ZM122 180V181H121ZM165 180V181H164ZM31 181V180H30ZM34 181H35V179H34ZM39 181V182H38ZM52 181L54 182V184L52 183ZM89 181H91L90 182V184H89ZM100 181H104L103 183V186H105V188L103 189V187L102 186H100L101 185V182ZM118 181L120 182H123V184L125 185H123L121 182L120 183H118ZM144 181V182H143ZM147 181V182H146ZM148 181H150L152 184H150ZM165 182V183H162V184H165L163 187H162V185H161V182ZM173 181V182H172ZM177 181V182H176ZM181 181V183H179ZM185 181V182H184ZM45 182H48V183H45ZM76 182V181H75ZM76 182V183H77ZM155 182V183H154ZM42 183V184H41ZM100 185H99V184ZM114 183V184H113ZM119 184L120 186H119V188L117 187L118 185H116V187L114 186L115 184ZM137 183V184H136ZM176 183H178L179 185H176ZM185 183V184H184ZM190 183V184H189ZM44 184H46V186L44 187V186H42V185H44ZM49 184V185H48ZM64 184L66 185L65 186V188H67L68 189V191L65 189V188H63L64 187ZM94 184H96L95 182H94ZM94 184H93V186H94ZM112 184H113V187H112ZM138 186V187H136V185ZM146 186H145V185ZM149 184V185H148ZM159 185V186H157L158 187V189H155L154 188V185ZM174 184L176 185L175 187H174ZM188 184H189V186H188ZM50 185H52L51 187H50ZM124 187H123V186ZM133 185H135V187L133 186ZM156 185H155V187H156ZM96 186V185H95ZM126 186H128V190L126 189ZM144 186V192L142 191L143 189H142V187ZM148 186H149V188H148ZM213 187L214 188V184H213V182H211L210 183V187ZM47 187V188H46ZM49 187H50V189H49ZM55 187H57V188H55ZM83 187V188H82ZM99 187H102V188H100V190H99ZM109 187H111L112 189L115 187V189L114 190H111V188H109ZM134 189H133V188ZM156 187V188H157ZM161 187V188H160ZM172 187V188H171ZM181 187H183V188H181ZM211 187V189H213ZM43 188H44V190H45V188H46V192L43 190ZM57 190V192H55V193H53L52 194V192H50V191H53V190H55V189ZM72 188V187H71ZM109 188V189H108ZM125 188V189H124ZM135 188H140V190H136ZM146 188L147 189H149V190H146ZM62 189H65L66 190V192H72V193H74V195H75V197L74 196H72V198L74 199V201H72L71 199H69V197L67 198V195L65 196V194H64V190L62 191ZM99 191H98V190ZM104 190V192H102L103 190ZM117 189V190H116ZM119 189V190H118ZM124 189V190H123ZM151 189H152V191H151ZM158 190L159 192H158V194L156 193L157 191H155V193L153 192V190ZM161 189V190H160ZM167 189V191H165V190ZM170 189V190H169ZM48 190H50L49 191V194H48ZM55 190V191H56ZM95 190H97V192H95ZM130 190V191H129ZM134 190H136V191H134ZM146 190V191H145ZM171 190H175V191H171ZM183 190H184V194H183ZM77 191V190H76ZM91 191V190H90ZM92 191H93V189H92ZM101 191V192H100ZM107 191H109V193L107 192ZM111 191V192H110ZM115 191L117 192V193H115ZM123 193H122V192ZM135 193V195L134 194H132L133 192ZM139 191H140V195H138V196H140L139 197V200H140V202H141V200H143V198H144V201L142 202L143 204H139V200H138V197H137V192H138V194H139ZM149 193L148 195L147 194H144L143 195V193ZM148 191H150V192H148ZM45 192V193H44ZM54 192V191H53ZM70 192V193H71ZM107 193V195L106 196H108L106 199H107V201H105L106 199H105V194ZM128 192H130V193H128ZM172 192L173 193H175V195L174 194H172ZM50 193H51V195H50ZM69 193V194H70ZM87 195V196H85V194ZM92 193H94L95 195H97L98 196V193H99V196L98 197H96L95 195H93V197H92ZM103 193V194H102ZM105 193V194H104ZM126 193H128V195H126ZM153 193V194H152ZM160 193V194H159ZM166 193H168V194H166ZM170 193L173 195H170ZM54 194H55V196H54ZM82 194H84V195H82ZM88 194L90 195V198L89 199H92V198H94V199H98L99 198V201L98 200H93L92 201V203H90V204H88V202H90V201H87V199H88ZM133 195L135 198H133V199H135V201H132L131 200V198H132V196L131 195ZM155 194L157 195V196H159L160 197V200H158V198L159 197H156V199L158 200H153L152 198H154L155 197ZM49 195V196H48ZM70 195H72V194H70ZM70 195H68V196H70ZM119 195H120V197H119ZM123 195V196H122ZM131 197H130V196ZM144 197H143V196ZM151 195V196H150ZM153 195V196H152ZM163 197H162V196ZM115 196V197H114ZM124 196H126L128 199H125V197ZM176 196V198H174ZM55 197H57V202H56V200H55ZM66 197V198H65ZM92 197V198H91ZM96 197V198H95ZM149 197V198H148ZM173 197V198H172ZM43 198H45V199H43ZM54 198V199H53ZM78 198H80L79 199V201H78ZM100 198H101V200H100ZM146 198H148L149 199V201H150V203L152 204H150V203H148V200H146L145 201V199ZM161 198H163V200L161 199ZM165 198V199H164ZM166 198L168 199V201H166ZM69 199V200H68ZM155 199V198H154ZM171 199V200H170ZM125 200V201H124ZM151 200H153V202L151 201ZM170 200V201H169ZM97 201V202H96ZM102 201H104L105 202V205H104V202H102ZM122 201V202H121ZM129 201H131V202H135V203H137V204H139L140 205V207H138V205H132V207L134 208V206L136 207L135 209L136 210H134V209H132L131 207L130 208H128V212L130 211H136V213H137V211H139L138 213H139V215L141 214V212H142V214L144 213L143 211H141V210H143V209H146V207H144V208H142V205H144V204H146L147 205V203H148V206L149 205H151L152 207L154 206V208H152L151 209V206H149L150 207V209H148V207H147V209H148V212H149V214L146 212L147 211V209H146V211H145V213L146 214H148V215H150V217H148V220H146L147 221V223L146 224H142L143 222H141V218L139 219V222L137 223L136 221H135V217L133 218V216H131V218L132 219H134L133 221H135V223H137V224H139L140 225V228L138 227V229H137V226H136V229H137V231H135V233L136 232H138V236H137V238H139L140 240H138L137 238H136V236H133V233H134V231H133V229L135 230V227L134 228H132L133 226H131L133 223V221L131 222V221H127V225H128V223L130 222V224L128 225V226H130V227H128V229L130 228V229H132V230H130L129 229V231H131V233H129V231L128 230H126L127 229V227H126V223H124L125 224V226H124V224L121 222V221H118V220H116L117 218H118V216H117V213H118V211L116 210V208H118V205L117 204H119L120 206V208H118L120 211H122L121 212V215L122 214H125L126 215V213H127V211H126V213H123V211H125L126 209H125V207H126V205H127V207H129L130 205H129ZM136 201H138V202H136ZM171 201H172V203H171ZM53 202V201H52ZM84 202V203H83ZM93 202H95L96 204H94V205H92L93 204ZM110 202H112V203H110ZM124 202V203H123ZM128 202V203H127ZM130 202V204H133V203H131ZM147 202V203H146ZM157 202V203H156ZM159 202V203H158ZM170 202V203H169ZM48 203V202H47ZM60 203V204H61ZM68 203V204H69ZM101 203H102V205L104 206V208H103V206H101ZM106 203H108L107 205H106ZM124 205H122V204ZM126 203V204H125ZM163 203H166V204H163ZM51 204V203H50ZM68 204H67V206H68ZM171 204V205H170ZM64 205V204H63ZM81 205H83V206H81ZM85 205V206H84ZM88 205H89V207H88ZM97 205V206H96ZM99 205V206H98ZM115 205V206H114ZM116 205H117V207H116ZM156 205H157V207H156ZM159 205V206H158ZM170 205V206H169ZM182 205H186L185 203L184 204H182ZM72 206V205H71ZM71 207V209H73L74 207ZM87 206V207H86ZM145 206V205H144ZM113 207V208H112ZM115 207V208H114ZM122 207V208H121ZM138 207V208H137ZM172 207H170V208H172ZM63 208H66V207H64L63 206ZM77 208V209H76ZM139 208H141V209H139ZM163 208H161V209H163ZM71 209L69 210V211H71ZM109 209V210H108ZM110 209H112V210H110ZM123 209V210H122ZM131 209V210H130ZM138 209V210H137ZM166 209V210H167ZM93 210V211H92ZM95 210H96V212H95ZM103 212H102V211ZM166 210L164 209L163 211H161V212H158L159 214H164V215H168L169 214V212L168 213H166L165 214V212H166ZM84 212V214H83V212ZM112 211V212H111ZM115 211V212H114ZM117 211V212H116ZM141 211V212H140ZM73 212H75V214H73ZM101 212H102V214H101ZM127 213L128 214V217H129V214H131V213ZM150 212H151V214H150ZM153 212H154V214H153ZM180 212V211H179ZM57 213V212H56ZM95 213V214H94ZM116 213V219L115 218H113V220L115 219L116 221H118V222H114V223H112V222H109V220H112V217H111V219H109V217L110 216H108L109 214H111V216H112V214H115ZM133 214H134V212H132ZM138 213H137V215H138ZM144 213V214H145ZM178 213V212H177ZM58 214V213H57ZM81 214V215H80ZM119 214V213H118ZM153 214V215H152ZM179 214V213H178ZM180 214H181V212H180ZM92 215V218H94L95 219V221L94 220H92V218H90V216ZM108 216V219L109 220H107V216ZM132 215V214H131ZM42 216V217H41ZM45 216H47V217H45ZM73 216L75 217V218H73ZM81 216L83 217V221H81L80 222V220H81ZM94 216V217H93ZM102 216V217H101ZM127 216V215H126ZM135 216V215H134ZM169 216V215H168ZM45 217V218H44ZM49 217H50V219L51 220H49ZM52 217V218H51ZM53 217H55V218H53ZM87 217H89L90 219L88 220L87 219ZM106 218V220H104V219H102V218ZM114 217V216H113ZM137 217V216H136ZM47 218V219H46ZM59 218V219H60ZM121 219H123V215H122V217H120ZM120 218H118L119 220H120ZM36 219V220H35ZM40 219H41V221H40ZM46 219V220H45ZM54 221H56V222H54ZM86 219L88 220V221H86ZM124 219L126 220V219H130V218H125L124 217ZM123 219V220H124ZM137 219V218H136ZM138 219H137V221H138ZM166 219L168 220V221H166ZM58 220V219H57ZM100 220H104V222L103 223H112V224H114V225H116V230H117V227H120L121 228V226L123 227V228H125L126 227V229H124V230H126V232L127 233H129V235H131V236H133V237H128L129 239H127V238H124V237H126V236H124V235H127V233L125 232V231H123V229H121L122 231H123V233L121 234L120 232H121V230L119 229V231H117V233L115 232V229L113 228V225H111V227L114 229H112L113 230V233L114 234H116L115 235V237L116 236H118V237H116V239H114V240H112L113 238L109 235V236H107L106 237V235L105 236H103L105 233L107 234L108 232H110L111 231V227H110V231L108 230L109 228H107V227H109L108 225H105V226H101L103 223L100 221ZM112 220V221H113ZM151 220H154V218H152ZM150 220V221H151ZM164 224H165V226H167L168 224H170L169 223V219L166 217V218H164ZM35 223H34V222ZM43 221V222H42ZM37 222H39V223H37ZM44 222H45V224H44ZM54 222V223H53ZM64 222V221H63ZM83 222V223H82ZM99 222L100 223H102L101 225L99 224ZM125 222V221H124ZM49 223H50V226L51 225H53V226H51V227H53V228H51L50 226H49ZM105 223V224H106ZM118 223V224H117ZM120 223H121V226H118V225H120ZM36 224H38V225H41V226H43V225H45V227H50V229L49 228H45V227H41V229H39L38 228V231H33L32 230V227H33V229L35 228L36 230H37V228L35 227V225ZM47 224V225H46ZM71 226H70V225ZM98 224L100 225V226H98ZM123 224V225H122ZM37 225V226H38ZM104 225V224H103ZM155 225V224H154ZM107 226V227H106ZM150 226V227H149ZM38 227H40V226H38ZM59 227V226H58ZM57 227V228H58ZM91 227V228H90ZM71 229V231L70 232H73L74 230L73 229H75L76 230V232H77V230H78V232L76 233V235H75V232H73L74 234L72 235L71 233H69V230ZM81 228H82V230H81ZM102 228V229H101ZM34 229V230H35ZM46 229V230H45ZM55 229V230H54ZM69 229V230H68ZM146 229H147V227H146ZM157 229H158V232H157ZM25 230V231H24ZM49 230V231H48ZM51 230H53V231H51ZM98 230H100L99 232H101L102 233V237L101 236H98V233H96V231H98ZM104 230V231H103ZM108 232H107V231ZM156 230V231H155ZM39 231H41L40 233H39ZM44 231L46 232V233H44ZM145 231L147 232V234L145 233ZM22 232H20V234H21V236H22ZM25 232V233H24ZM120 234H119V233ZM133 232V233H132ZM38 233V238L40 239H38V241H34V239H33V237L35 236V240H37L36 239V234ZM104 233V234H103ZM112 233V231L109 233V234H113ZM124 233H126V234H124ZM35 234V235H34ZM84 234V235H83ZM118 234V235H117ZM151 234V235H150ZM31 235V236H30ZM34 235V236H33ZM40 235V236H39ZM49 235H50V237L52 238V240H50V237H49ZM76 237H75V236ZM97 235V236H96ZM100 235V234H99ZM183 235H185V238H186V236H187V233H185L184 232V234ZM43 236V237H42ZM46 236V237H45ZM62 235H60V237H61ZM70 236H71V239H70ZM73 236V237H72ZM89 236V237H88ZM94 236H96V238L98 237V239H96V238H93L92 239V237H94ZM114 236V235H113ZM121 236L126 240L125 242H124V240H122V244L124 243V245H121V246H124L123 248L126 250H122V249H120V248H122L121 246H117L119 243L121 244V242H119V241H117V238L119 239V240H121V239H123V238H121ZM23 237V236H22ZM48 237H49V240L47 241V239H48ZM101 237V239H103L102 241L99 239ZM105 237L108 239V241H107V239H105ZM114 237V238H115ZM26 238V237H25ZM43 238H44V240H43ZM72 238H74V242H76L75 243V246H74V242L73 241H71V240H73ZM76 238V239H75ZM89 238V239H88ZM112 240V242H111V240ZM121 238V239H120ZM147 238V239H146ZM33 239V240H32ZM60 239V240H59ZM100 240V241H96V240ZM160 239V240H159ZM92 240H95L94 242L92 241ZM106 241L105 243H107V242H109V244L110 243H113L112 245H114V246H112V247H110V246H108V248H109V252L111 253H109V254H107L108 252H105L106 250L108 251V248H105V250H103V249H100L103 245H104V242L103 241ZM110 240V241H109ZM151 240V241H150ZM164 241V243L165 244H163V241ZM34 241V242H33ZM46 241V242H45ZM58 241V242H57ZM73 243V245H71L72 243ZM140 241V242H139ZM39 242H41L40 244H39ZM50 242V243H49ZM64 242H65V244H64ZM83 242V243H82ZM86 242V245H87V243H89L90 242V244H88V246L90 245L91 246V244H92V246L91 247H93L94 245L93 244H95V243H98V242H103V244H102V246H100L99 244L100 243H98V244H95V246L94 247H98L97 248V250L99 249V250H102V252L100 251H97L96 253H95V251H96V248H94L93 250L91 249V247H90V249L96 254V256H95V254H93L95 257L93 258H91V259H88L87 260V258L91 255V256H93L92 254H90V255H88V252H87V254H86V252H85V254H83L84 253V249L86 250V251H90V249H89V247H87V246H85L84 245V243ZM91 242H93V243H91ZM116 242V243H115ZM133 242V243H132ZM137 242H138V244H137ZM35 243H37V244H35ZM45 243V244H44ZM48 243L50 244L49 246H51L50 248H52V251L54 252V254H53V256H54V258L52 257V256H49V255H52V254H50L51 253V251L50 252H48V254L46 253L49 249H48ZM77 243L79 244L78 245V247H79V251L78 250H76L78 247H76L77 246ZM82 243V244H81ZM125 243H126V245H125ZM39 244V245H38ZM52 244H53V246H52ZM66 244H68V246H70V248L66 245ZM108 244V243H107ZM129 244H130V247H129ZM159 244V245H160ZM38 245V246H37ZM57 245V246H56ZM97 245V246H96ZM106 245V244H105ZM103 246V247H106V246ZM116 245V246H115ZM160 245V248L162 249V246ZM172 245H174V243H172ZM171 245V246H172ZM47 246V247H46ZM56 246V247H55ZM59 246H62L61 248L59 247ZM72 246H73V248L74 249H72ZM85 246V247H84ZM100 246V247H99ZM125 246H127L126 248H125ZM139 246V247H138ZM148 246V245H147ZM149 246H151V245H149ZM154 246V247H155ZM158 246V245H157ZM156 246V247H157ZM170 246V247H171ZM177 245L175 244V246H173V248L171 247L170 249H172V250H169V251H166V252H157V251H159V249L157 250L156 249V247H155V249H156V260L154 261L155 263H157L158 261H157V258H161L162 256H164L165 258H162V262H163V259H164V261L165 262H160V264H176L178 261L177 260H179L180 258H181V256H180V258H179V255H181V253H180V249L177 247V248H175ZM36 247V248H35ZM44 247V249H48L47 251L46 250H42V248ZM53 247H54V250H53ZM63 247H64V249H63ZM82 247H84V249L82 248ZM56 248V249H55ZM69 248V249H68ZM76 248V249H75ZM88 248V249H87ZM117 248H119V249H117ZM141 248H142V250H141ZM157 248H159V247H157ZM64 251H63V250ZM70 251V252H68V250ZM82 249V250H81ZM178 251H177V250ZM32 250H34L33 252H32ZM58 251V250H61V252L60 251H58V252H56L55 253V251ZM72 250H74V252L72 251ZM111 250L113 251V252H111ZM119 250V251H118ZM121 250V251H120ZM136 250L134 249V252L135 253H137L138 252V250H137V252H136ZM176 250V251H175ZM43 251V252H42ZM71 251L73 252V253H75L76 251V253H78V255L76 254V256L75 255H72V256H74V257H76V259H73V257L72 256H70L72 253H71ZM81 251H83V252H81ZM92 251H90V253L92 252ZM123 251V253L121 254V252ZM155 251V250H154ZM170 251H173V252H171L170 253ZM118 252V253H117ZM138 252V253H139ZM175 252V255H172V253H174ZM176 252H178V254L176 253ZM43 253L44 254H46V256H42L43 255ZM57 253H59V254H57ZM79 253H81L80 255H79ZM99 253V254H98ZM129 253H131V252H129ZM137 253V254H138ZM158 253H159V256H158ZM162 253V254H161ZM164 253H166V256H165V254ZM21 254H22V256L24 257H22L21 256ZM42 254V255H41ZM61 254V255H60ZM67 254V255H66ZM83 254V255H82ZM98 254V255H97ZM103 254V255H104ZM136 254V256H138ZM173 256V257H171V255ZM58 255H60V256H58ZM85 255H86V258H85ZM128 255V254H127ZM127 255H125V257L127 258ZM169 255H170V259L172 258H174L175 259V261H174V259L172 260L173 261V263H172V261H170L169 262V260L170 259H168V261H167V263H166V260H167V258L169 257ZM20 256V257H19ZM25 256H26V258H25ZM34 256V257H33ZM49 256V257H48ZM57 256H58V260H57ZM81 256V257H80ZM82 256L84 257V259L82 258ZM90 256V257H91ZM158 256V257H157ZM38 257H40V258H38ZM45 257H47V258H45ZM63 257V258H62ZM68 257H72L71 258V260L72 261H70V259H68ZM124 257V258H125ZM38 259V261H37V259ZM43 258H45V259H43ZM48 258H50L51 259V261H49L48 260ZM55 260V261H53V259ZM78 258H79V261H78ZM118 258H117V260H118ZM123 258V257H122ZM121 258V259H122ZM123 258V259H124ZM126 258L124 259V260H122V261H126ZM147 258V259H146ZM42 261H40V260ZM47 259V260H46ZM63 259V260H62ZM94 259V260H93ZM121 259H119V261L121 260ZM134 259V260H135ZM138 259V261L140 262V260ZM34 260V262H32ZM44 260H46V261H44ZM84 260V261H83ZM87 260V261H86ZM116 260V259H115ZM144 260H143V263H144ZM148 260V261H147ZM59 261V262H60ZM70 261V262H69ZM75 261V262H74ZM119 261H117L116 263H118ZM122 261H120V263L122 262ZM135 261H137V260H135ZM137 261V262H138ZM157 261V262H156ZM159 261H160V259H159ZM37 262V263H36ZM39 262V263H38ZM59 262L57 263V264H59ZM62 262H60V264H62ZM71 262H73V263H71ZM82 262H81V264H82ZM159 263V262H158ZM64 264V263H63ZM119 264V263H118Z\"/></svg>", "mask_w": 264, "mask_h": 264}]
</instances>
